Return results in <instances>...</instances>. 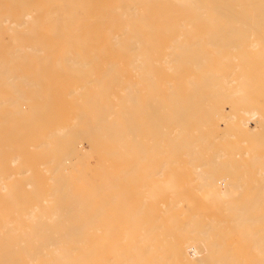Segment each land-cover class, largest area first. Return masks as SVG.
<instances>
[{
	"label": "bare ground",
	"instance_id": "obj_1",
	"mask_svg": "<svg viewBox=\"0 0 264 264\" xmlns=\"http://www.w3.org/2000/svg\"><path fill=\"white\" fill-rule=\"evenodd\" d=\"M4 1L1 0L0 1V5L2 3V5L4 6V3H6L5 4L6 5V8L3 7V6H1V8L7 9V7H8L9 10L8 11L6 10L7 12H9V11L12 12V10L17 11V9L15 8L16 6L15 7L12 6L15 2H13V4H12V2H10V4L7 5V3H9V2H7L8 0H6L5 2ZM10 1H12V0H10ZM15 1H16V3L17 2H19V3L22 2V0H20V1L15 0ZM42 1L43 0H41L40 4L42 3ZM44 1H43L42 4L45 6ZM50 1L52 2V0H47V3H49ZM55 1L56 0H54L53 2H55ZM61 1H63L64 3L66 2L65 4H67V5L69 4L68 2H71V0H67V1L66 0L65 1L64 0H61ZM61 1H60V3H62ZM81 1H83L84 3H87V4H85L87 6V8H88V6H90V5L93 4V2H91V4L89 3L90 0H88L89 2H86L85 0H81ZM99 1L102 3V8H101L102 11L100 13H98V14L96 13L97 15L94 14V15H96L95 16L96 18L93 17L92 19L93 20H96V21L98 19L100 21V22L98 21V24L99 25H102L105 22L112 21V13H109L108 8L110 6H112L114 3L111 2L110 0H108V1H110L111 3L110 2H106L107 0H99ZM103 1H105V3ZM163 1L164 0H158L159 3L160 2H163ZM36 2H38V0ZM53 2H52V5L55 4V3L53 4ZM76 2H77V0L76 1L74 0L73 4L76 3ZM166 2H168L169 4L162 6L164 9L161 7L162 8L161 11L162 10L164 11V12L162 11V13H161V14H163V15H161L162 16V19L159 18V15L157 16V18H155V17H153V15L146 14V13L154 10L153 7L151 6V0H131V1L130 0H126L125 2L124 1L118 2V5L120 7L119 9H123L124 10V12H122V16H123V21L124 22L121 24L122 27L120 28V31H119L120 33L118 35L117 34H114V33L111 34L112 38L115 41L113 40L114 43H111L110 44V49H109V53L112 52V54H113V52H118L116 54L114 53L113 55L110 54L112 60H113V58L115 56H116L115 58L117 60L111 61V59L108 57L110 59V61H109L108 64L107 63L106 64L109 65V67L106 70H102V73H101L102 76L96 75L97 76L96 77L92 73L91 76H93V75L94 76L93 77H90L89 79H88L89 76L87 77L86 80H84L86 77L85 78L84 77H80V79L83 78V80H81L79 82H78V80H76V82L79 83L78 84L79 86H77L76 84H75L76 86H72V84H74V83H71V85L69 84L70 86L67 84V82L71 78H73L72 76H71V78L68 77L69 80L67 79L68 80L67 82L66 81L63 82L62 80H61L62 82H56V80L54 81V80H52L50 78H47L46 79V77H47V75H46V77L44 79V82H41V80H40L41 78L39 77L40 75L39 76H34V75L31 76V74H35L34 72H32V73H29V72L28 73H26V72L23 73V72H20V71L18 72L17 70H19V69L15 68V67L14 68L17 69V70H13V69H11L9 67V66H11L12 63H14L13 62L14 61L13 58L20 57V53L23 54V53H26V52H29V53L32 52V54H33V52H34V55H36L35 52L41 51L44 48V44H50V40L47 43L45 41L46 39L44 40V38L46 36L51 35V34H48V35L46 34V30L49 29V28H47L48 27L47 26L48 25L47 22L49 21L48 18L50 19V18H52V16L54 18V15H56L55 16V19L52 18V19H50L49 22H52V21L58 22L57 19L58 18L60 19V17L62 16V14H61L62 13V10H61L60 7L61 6L63 7L64 4L59 6L60 9H58L57 7H55V9L57 8L58 10H55L54 7L51 6L49 8L50 9V11H49L50 13L46 9V11L49 14L48 13L47 14L45 13L46 14V17H45V20L44 21L46 22L45 23L46 25L44 24V26H46V29L44 27V29H45L44 32L45 33L43 34L44 38L42 39L44 41V42H42L43 48H41L42 46L39 47V45L37 43H35V42L32 43L31 41L30 42L32 44H28V43L25 44V43L19 42V41H21V39H20L21 37H17V38L15 37L18 34V33L16 34L17 31L15 32L16 35H14V38L12 36H9V35H12V31H11V33H9L8 36L11 39V41L7 38L8 39L7 42L10 41L9 43H11V44L12 43H15V46H10V44L7 43V42L5 43L6 38L3 41L5 43V44L3 43L5 45V47H7L6 45L9 44L6 49L4 47V50L10 51L12 53L11 56L13 58H11L8 61H6L7 58L3 59L4 61L1 60L2 58H0V85H6V86L10 87L11 89H13L11 91L13 94L12 93L10 94V92H9L8 93V96H9V94L11 95L9 97H6V95L4 96V95L1 94L0 96H2V97H0V106H1V104L3 106L7 101H9L6 104H8V106H9V104H11V108H12V106L13 107L14 106L15 107H19V103H20L19 100L20 99L21 100L22 99L23 100L26 99V98H24V95H26V94L23 92L24 91V90H22L23 88L20 89L18 87L19 84L25 85V86L27 85V87L28 86H30V87L33 86L34 87V86H39V85H40L39 87H41L42 86V83H43L46 87H48V89H50V87H52L53 85H55V87L57 85L58 86L61 85L62 87L69 86V87H66V88H70V87H72V88H70L66 92L70 96L71 93H74V92L76 93V92H78V90H82V88H85V89L88 88V90H89V87L90 86L93 89L96 88V87L99 88V89H105V87H109V86H107V83L110 82V84L111 83H113V84L116 83L115 84L116 87L114 88L115 91H117L116 88H119V87L122 88L123 87V89H121L123 91V94H120L119 93L118 95H113V96H115V97L112 98V99L115 98L113 102H105L104 99H103V97L108 96L110 94L112 96V93H110V92L106 95L105 94L106 93L105 92L106 90L104 91L105 93L102 92V91L97 93V92H90V91H87L86 90L84 92V95H83V96L86 97V99H85V97H83L84 98L83 100H81L80 99L81 96L78 97L79 95L76 93V98H78V100L80 99L82 102L80 100L77 101V99H76V101L77 102H80V104L81 103L82 104L85 103L83 105L84 108L85 109L87 108L86 109L87 111L90 110V111H88V116L90 115L89 117H91L92 114H94L92 116L93 117L92 118L93 120L90 118V120L92 122L90 121V122H88V124H86V121L87 120L84 122V120L86 118V117H84L83 118L84 119L83 120V124L82 125H81V123L79 124V120L78 119L79 118L82 119V114L83 113L81 114V111H80V114L77 113L76 109H79V110L81 109L82 110L83 109V108H81L82 105L79 108H76V107L71 108L70 107L72 109V111L70 109L69 112L70 111L72 112V116L71 117H72V119L73 118L75 119V121L73 120L75 122V124L68 125V126H64V127H60L56 131L51 132L50 134H48L46 136V138L43 137L45 139L43 141L42 140L39 141L40 143L37 142L39 146H42V148H45V150L41 149L42 152L44 151L43 153H45V154H46V152L47 153L48 152L52 153L51 156H46L45 155V157L43 156L44 158L41 157L42 159L48 158V160H50V162L48 160H45V161L43 160L45 163L46 162L51 163L53 161L52 166L51 165L49 166V167H51L50 170L48 169V172L49 171L51 172V177L49 176L50 174L49 175H46V176H49L50 177V178H48V177L47 178L49 180H51V183H52V184L50 183L51 184V188L47 189V192L45 191L46 190V188H45L43 191H45L46 194H44V193L43 194L46 197H44V198L40 197V199L42 198V200H44L45 203L46 204L48 203V204L45 205L46 207H44V205H43L42 207H44V208H42L41 206H39V205H41L40 202H39V205H36V203H35V204L31 205V207L27 206L29 209L23 208L25 210H23L22 212L19 213L18 211H21L20 210L21 204H22V206H24L26 201L25 200H23V201L18 200L19 197L17 198L18 195L16 196V194H15L16 192L15 191L14 192L11 191L10 195L9 194L8 195L6 194L7 196H9L8 200L11 199L12 205H13V206L12 205L11 206L14 207L12 209H14L15 210L14 212L15 213L17 212V214L16 215L14 214L15 216L13 218L11 217L12 219L10 220L9 219L10 213H12V215H13V211L11 210L12 212L10 211V213H9V210H8V213L9 214L7 213L6 210H5L6 212H4V209H7L5 207H8V205L3 208V212H4L3 215L1 214V211L2 210L0 208V214H1L0 217L3 216L2 218L4 220V221L0 222V264H245L246 262H248L247 264H264V226L261 227L259 225V223L261 224L262 223V220L264 219V213L260 209L264 205L263 204L264 196L263 195H261L263 197L260 196L263 199L261 201H259L260 198L256 197V196H258L257 195V192L258 191H259L258 192L259 195L262 194V193H264V190H263L264 189V187H263L264 185H262L263 183H262V181H260L261 179L258 180L259 178H262V177H259V175L257 176V174H260L261 172H263V173H261V175L264 174V169H263L264 168L263 167L264 165L262 166L264 160L262 162L260 160H258V162L256 161L257 163H255V160L256 159H259V158H257L258 155H259V157L260 156H262V157L264 156V154H263L264 149H260L262 147V146L260 147V145L263 143V141H261L262 143L258 142L261 139L264 140L263 139L264 138L263 137L264 136V133H263V131H261L263 134L261 132H259L260 130L257 131V129L255 127V126H258L259 125V124L258 125H255V124H257L256 122L257 121L258 122L261 121L262 118H260V119L257 120L258 117H256L254 120H252V122L256 121V122H254V125H255L254 127L255 128H253V129H255L256 132H258V136L260 135V133L263 135V136H261V138L260 137L258 138L256 135H253V134L256 133L253 130H251V132L253 131L252 135L254 137L252 135L250 137L247 136L248 130H247V132H245L246 129L248 128V126H247V128L245 127L246 124L248 125L250 123L247 120L250 119L251 117H248V119H247V117H245V116H244L245 118H243V114L240 115V116H242L243 119H245L247 122H249V123H247L244 120L242 121V119L240 120L241 124L242 125H245L244 126L246 128L245 130L243 129L244 127H242V125H240V127H239V123H237L238 120H237V122H236L235 125H236V130H237V127H239V129H240L238 134H240L242 132V130H243V132L241 134H244L245 133L244 134L245 137L243 135L241 136V134H240V138L241 137H244L245 139L248 138V141L249 142L248 141H246V142L247 143H250V146L249 145H245V143H244L245 141L242 142V140L244 138L243 139L241 138L242 140L240 139V141H241L240 147H242L243 149H245V147H243V146H249V147H246V148L247 149L251 148L248 151V152H250V150L253 149V146L256 144V142L259 143L258 144L259 145L258 146L259 148L257 147V149H256V147H254V149L259 150L258 151L259 153L257 152L258 155L255 152V150H252L255 153H251L252 151L250 152L251 154H253V155L256 154L255 156H257L254 159V162L252 161L251 164L254 163L253 164V167L256 164L255 169H258V170L260 169L259 166H261L262 169H263V171H261V169H260L259 171H261V172L257 173V172H255V170H253L254 173H255L253 175V173H252L253 171L251 170L252 167L250 168V165H249L248 162L247 163L246 162H243L242 164L245 163V166L246 167H247V165H249V169L251 171H249V169L246 170L244 168L245 166H243L241 164V161L240 160L243 159V160L246 161V158L247 157L245 158V156H246V153H247V151H246L247 149H245L246 153L243 151L245 155L242 156L243 158L239 160V158H241L240 155L241 154L243 155V152H242L243 149L242 148H241L240 155L239 156L236 155V154H239V152L237 153V151L240 150V148H238V146L236 147V145H235V144H237L236 142L239 141L238 140L239 139L238 138L239 136L237 137L238 139L237 138H234V140H238V141H235V143H234V141H232L230 139V141H232L231 143H234V145H235L234 146V149L236 148L235 149L236 150V154H234L235 153V150H234V153L233 154L235 156H233L232 158L234 159V157H236V159H238L239 162H240L239 166L243 167V169L238 166V164H237L238 160H236V164L238 166V169H234L235 172L234 171H231V170H233V168H235V167L237 168V166L234 165V167H233V165L229 164L230 163L229 162V159H225V161L222 160V163L220 162V160L221 159H224V157H229L230 154H227V156H226V153L227 152H229V153L231 152L232 153V151H230V149L232 150V147H233L232 145H229L228 147H230V146H232V147L231 148H227L226 145L230 144V143H227L226 144L227 139L225 140V144L223 143V145H222V143L220 142V139L222 140V138H223L222 135L225 136L224 133H226V134L228 133V132H226V131H229L228 128H230V131H233L231 129H232L233 126L235 127V125L230 126L228 123H226V124L223 123L225 126L224 127H220V120L222 118H224V116H222L223 110L220 111V107L221 108H224L225 107L221 103L222 102L223 103L225 102L224 105H227V103H228V106H229V100H231V98H229V97L234 96V95H239V98L238 99H240L242 102H244V100H247L248 99V98L246 99V97L248 96V93L250 94L249 95L250 98L252 97L251 93H253L254 89L256 88V86H255L256 83H258L260 85V87L264 86V84H262V83H264V79H262L264 73L258 72L256 76H249V74H252L250 72L252 70V67H250L247 64H245L246 62H248V60L250 59V57L253 54L259 60H261V61L264 60V38H263L264 36H262L261 39H256V40L255 39L254 40L252 39V41H248V40H250L253 37L252 36L253 34L261 33L262 35H264V28H263L264 27V0H232V4H231V2H229V4H231L230 7L232 9V12L233 13L235 12L234 17H230L229 15H226L227 14L226 11L223 10L224 8L226 9V7H224V6L220 5V4H217V3L214 4L213 3V0H167ZM31 3L32 2H30L29 5ZM79 3H80V0H79ZM88 3L90 5H88ZM173 3L175 5H171ZM40 4H38L39 7L42 5V4L41 5ZM71 4H72V2H71ZM73 4H72V7L70 5H68V6H70L68 11H71L70 8H73L75 10L77 4H74L75 5V8H74ZM10 5L12 7H14V9L12 8V10H11ZM14 5H17L18 7H20L18 5V3L17 4H14ZM22 5H25V4H22ZM22 5H21V8H22ZM58 5L59 4H55L54 6H58ZM25 6H23V9H25V12H26V11H28V10H26L28 8H24ZM211 6H213V7H211ZM39 7L36 8V9H40ZM43 7H42V10H44V12H45L46 6L44 8ZM52 7H53V9H52V12H51V8ZM5 9L3 10L4 12H6ZM59 10H61V11H59ZM192 11H194V12H196L198 14V16L195 17V19H193L192 16H191V14H190V12H192ZM19 12H21V11H19ZM29 12L31 13V16L27 13L28 20L26 19V16L27 15H24L25 16L24 17L22 15V12L20 14L21 16L18 15L19 18L20 17L22 18V16H23V18L25 20H27L26 23H28V24L32 22V20H33L32 18H34L33 15H37V14H32L33 12H31V11H29ZM56 12L58 14H59V12H61L60 13L61 15H58ZM76 12H74L75 14L72 12L74 14V17H73V14L71 16L69 15L70 17L68 16V18H72V19H68L67 18V15H66V19H68L67 20V23H71L69 27L74 26V25H72V22L73 21L72 22H68L69 20L70 21L71 20H74V22L76 23V22H79V19L80 18L83 19V16H82L83 14L82 15H79V17L81 16L80 18L77 15V18H76L75 17ZM0 13H1L0 15H2L3 12L1 11ZM12 13H7V14L8 15L10 14L9 17L10 16L12 17V15H11ZM18 13L15 12V15L18 14ZM35 13H38V12H35ZM40 13H41V11H40ZM24 14H26V13H24ZM51 14H53V15H51ZM3 16L6 18L7 23L11 22L10 18H9V21H8V17L5 16V15H3ZM57 16H58V18H57ZM178 16L181 17L180 18V20H181L180 25L181 26L185 25L184 24L185 21H187L188 23L190 22L191 25H192V21L193 20H196V23L197 22L199 23L200 22V19H205L206 20V25H207V22L210 23V20L211 21H217V22H221L223 20H226L227 23H225V24H227V26L225 28H224V26H222L223 27V31L222 32H219L218 31V32H219V34H222V35H224V32H225L226 33V39H228L227 40L228 42L226 43L225 47H223V46L221 47L220 44H218V42H219L218 40H213L214 36H216L217 33L212 34L211 32H208V34H207V37L208 38H200V37L197 38L198 36H196V35H195L196 38H193L192 35H189L193 31H189L188 32L186 30H183V32H182V31H180L181 29L180 30H177L178 28H176L177 27V25H176L177 23L176 22L179 23V21H176V20L178 19ZM29 17L31 18V20H30ZM38 17L40 18V16H38ZM16 18H17V15H16V17L14 16V19H16ZM39 18H37V19L39 20ZM42 18H44V17L42 16ZM46 18H47V21H46ZM146 18H149L150 20H154L156 24L155 23L148 24L149 21L146 20ZM34 19L37 21V23H39V21L36 18H34ZM82 19H81V21H83ZM35 20L33 22V25H34L33 28H35V29L37 28V30H38V29H40V26H39V24H37L35 22ZM76 20H78V21H76ZM21 21H24V20H21ZM44 21H43V23H44ZM81 21L79 22V24H81ZM159 21L162 22V24ZM0 22H3V21H0ZM16 22L18 23V25H19L18 27L19 28H21V26L24 25V24H21L20 23V19H19V22H18V20H15L14 21V26H17L16 25ZM158 22H159V24H158ZM4 23H5L4 25L7 24L5 22V20H4ZM12 23H13V20H12ZM40 23H41V21H40ZM43 23L40 24L42 26V28H43V25H42ZM50 25H49V27H51L52 34H57L58 32H55V31H57L59 29V28H57L58 26H56V28H57V29L55 28L56 30L55 29L53 30L52 29L53 24L50 23ZM163 25H164V27L162 28L161 26H163ZM174 25H175V28H174ZM180 25H179V27H180ZM10 26L8 25L9 29H10ZM78 26H76V27H78ZM2 27L5 28L4 26H2ZM61 27L64 28V26H60V28ZM191 27H193V26H191ZM3 28H0V30L3 29ZM13 28L15 30L18 29L17 27L16 28L13 27ZM13 28H11V29H13ZM33 28L31 27V29H33ZM161 28H162L163 31L161 30ZM21 29H20V32H21ZM28 29H30V28H28ZM35 29L32 30L33 31V34H34V32H36ZM65 29H66V27H65ZM174 29H176V30H174ZM6 30L8 31V29H6ZM25 30H26V28H25ZM64 30H63V32H64ZM72 30H74L75 31L74 33L77 35L78 32L76 33V31L78 30V28H76V30L73 28ZM69 31H70V29H69ZM95 31H97V30H95ZM164 31H165V33L169 34L168 37L170 36V34H173L174 31L175 32H178L179 31V32L176 33L177 35L176 34H173L175 37L173 36V37L167 39L166 38L167 37V34H165ZM184 31H186V32H184ZM28 32H26L25 34H32L31 32L30 33H28ZM89 32H90V34L93 37L95 32L94 33L93 32L91 33V31H89ZM22 33L24 34V32H22ZM47 33H50V32H47ZM71 33L69 34V36L71 35ZM74 33H72V34L74 35ZM161 33H164V34H161ZM186 33H189L188 34L189 36ZM65 34H66V31H65ZM90 34H88L89 38L91 37ZM160 34L163 35L164 37L166 35L165 38L167 40L166 41L167 43L166 42H164V44L161 43L162 42V40H161L162 39V36L160 37ZM182 34L187 35L188 36V39H186L185 37L181 38L180 35H182ZM61 35H63V33H61ZM61 35L59 36L60 38H62ZM97 35L99 37H96ZM125 35H128L129 36V39L128 40L125 38ZM247 35L248 36L250 35V37H251L250 39L247 37L248 40H246V36ZM1 36H4L5 37L4 34L1 35ZM53 36H56V35H53ZM53 36L51 38H53ZM102 36L103 35H100V34L96 33V35L94 36V38L96 37V39L94 41H92V42L97 43L98 40L100 38H102ZM234 36H236V38ZM4 37H3V39H4ZM72 37L73 36H70L68 38L71 39ZM60 38H59V41H61ZM77 38L78 37H76V39H75V37H73L74 40H77ZM218 38H219L220 41H222L223 39H225V37H223V36L222 37H218ZM1 39L2 38L0 37V40ZM54 39L56 40V37H54ZM47 40H48V38H47ZM57 40H56V43L59 42ZM88 40H90V39H88ZM78 41H79V44L78 45H80V47L78 48L76 46L77 48H75V49H76L77 52L74 50V52L77 53V54H75L76 56H73L72 55V57H71V60H72V62L74 64H78L79 63V61L74 60L75 57L77 58V56H79V57L81 56L83 58V56H82L83 54L81 55V53L85 51L81 47L80 40H78ZM69 42H66L65 43V47L68 46V45H70L68 47L72 49V47L74 45L73 42H75V41H73V42L71 41L70 43ZM67 43H69V44H67ZM75 43L77 44V41ZM151 43H153V44L151 45ZM52 44H54V40L53 39L51 41V47H50L51 48V51L52 50H55V49H56V51H58L57 49L59 47L61 48L60 43H57L58 45H60V46L57 45L58 47L57 46H53ZM71 44H73V45H71ZM154 44H156L158 46V49H156L157 51H160L161 50V52L164 51V53H165L164 56L161 59H159V60H157V59L156 60H150L149 59V58L152 57L151 56L152 55L151 53L154 50V47H152V46ZM54 45H56V44H54ZM62 45H64V44H62ZM212 45H215L216 46L215 48H213L214 51H215L214 53H216V52L218 53L221 50H224V51H227V52L230 51V53H231V55H228V54L227 55H224L225 54V52H224L221 55V57L219 56L220 57V60H221L220 63H219V68H218L219 70H217L215 73H212V70L209 68L211 65H207L209 63V61L207 59V56L201 54L203 52V48H205L206 46L207 47L208 46L210 47ZM46 46L47 45H45V47ZM2 47L0 48V50H2ZM62 48H63V46H62ZM69 48L67 49V52H66V50H63L64 51L63 52L64 54H63V56H61V58H63L65 56L64 58H67L66 60L68 62L70 60L69 55L71 56V54H69L68 51L70 50V53H73L74 54V52H71L72 50L69 49ZM73 49H74V47H73ZM253 49L254 50L256 49L255 50L256 52H252ZM231 50L232 51L235 50L236 53L235 54H232V51ZM51 51H50V53H51ZM56 51H55V53H56ZM92 51H93V53H96L94 50H92ZM78 52H79V54H78ZM133 52H134L135 55L132 54ZM121 53L123 54L122 55L123 57H126L127 53H129V54L131 53L132 54V56H130L131 58H130L129 62H127V63L129 65L132 64L130 66H133L134 65L135 68L138 69L137 72H136V74H137V77H139V80L134 81L136 79L135 73H134L136 71V69L134 70L133 68H131L130 66H128L124 62L125 58H122V57H119L118 56V55L121 56ZM52 54H54V52ZM85 54H84V58L86 56ZM87 54H89V53H87ZM40 55H42V54H40ZM45 55H47V53ZM45 55H43V56L45 57ZM49 55H51V54H49ZM56 55H58V53ZM211 55H214V54L211 53ZM26 56L28 57V59H27ZM26 56L25 57H26L27 61L29 59H31V58H29V54L26 55ZM43 56L40 57L41 60H42V57ZM88 56H90V55H88ZM117 56L119 57V59L117 58ZM44 57H43V59H47L48 58L49 59V60L47 59L48 61H52V60H50L51 59L50 56H48L47 58H44ZM96 57H97V55L95 56V59H93V57H92V59L90 61H87V60H89L88 58L85 59L87 61V62H85V64L87 63L89 65V62L91 63V62H93V60H96L98 58V57L97 58ZM127 57L129 58V56H127ZM217 57H218V55L216 56V58ZM23 58H24V56H23ZM59 58H60V53H59L57 59L54 60V61H56V63H57V61L60 60ZM64 58L61 59L63 61V63H64ZM68 58H69V60H68ZM32 59L34 60L35 58H32ZM77 59H79V58H77ZM118 60L120 62H122V63L119 64ZM229 60H232V61L235 60L236 62L238 61V64L237 63L230 62ZM242 60H243V62H242ZM21 61L23 62L24 60H21ZM21 61H20V63H21ZM35 61H37V59ZM54 61H53V63H55ZM116 61H117V63L119 65H121V67L119 65H117V69H114L113 66H115ZM43 62H46V61L45 60H42L40 63H43ZM68 62H65L67 66H68V64H67ZM72 62L70 61V63H72ZM224 62H226V63H224ZM20 63H18V65H22ZM24 63H25V61H24ZM53 63H51V65ZM56 63H55V66H54L55 69H57L59 67H62V66L59 65L56 68ZM81 63H80L81 64L80 66H82V65L84 66L85 65L84 64V61H81ZM241 63H243V64H241ZM37 64H38L37 65L38 68H40L39 67L40 66L39 63H37ZM100 64H98L97 66L99 67ZM106 64H104L105 67L107 66ZM125 64L128 67H130L131 69H133L134 72L133 71L130 72L131 71V70L129 71L130 68L128 69L127 67H125ZM159 64H161L160 67L162 66L163 69H161L159 67ZM26 65H28V63ZM32 65H30V66H32ZM192 65L195 66L196 69H201L203 67V68H206L208 71H203L199 76H197L196 78H194L192 76V73L189 70V68H191ZM64 66H65V64H64ZM71 66H72V64H70V67ZM76 66H78V65H75V67ZM70 67H66L65 69L67 70ZM85 67H84V69H85ZM95 67H96V65H95ZM122 67L127 68V70L130 73L129 72H128L129 74L126 73L127 70L122 69ZM71 68L74 71V69H75L74 66H72ZM118 68H120V69H118ZM228 68L232 70V74L231 75H233V73H234V77H235V74L237 73L235 71L239 70L238 71L239 74L238 73H237L238 75L236 74V76H237L236 77L237 83H236V79L234 77H233L232 81L231 80H228V78L231 77V75L226 76L225 78L223 77V79H222V76L219 75L220 71L227 70ZM65 69H64V71H65ZM78 69H75V70H77L76 72L79 71ZM100 69H99V72H97V70H94V73H95V71H96V74L100 73L101 72ZM48 70L51 71L52 69H48ZM68 70L71 72L70 69H68ZM68 70H67V72H68ZM117 70H120V72L117 71ZM123 70H125L124 75H122ZM38 71L41 72V70H38ZM43 71H44V69H43ZM58 71L57 72L54 71V72L58 74ZM52 72L53 71H51V73ZM51 73H49V74H51ZM59 73H60V71H59ZM120 73H121V75H120ZM131 73L132 74L134 73V74L132 75ZM196 73L198 74L199 72L196 71ZM27 74L30 75V76H27ZM84 74L90 75L89 72H86ZM126 74H128V75L131 74L132 77L134 76L135 77L134 80L131 78L134 82L131 81V80L129 82L128 81L129 80L128 78L131 77V76L128 77V76H126ZM21 75H26V76H21ZM61 75H62V73H61ZM63 75H66L65 72L63 73ZM124 76H126L125 79L127 78L126 80L128 81V83L123 78ZM52 78L54 79V77H52ZM76 78H73V79H76ZM233 80H235V83H234V87L232 88V85L230 83L233 84V82H234ZM94 83H96V84L94 85ZM113 84H112V86H114ZM258 84H256V85H258ZM230 85H231V88L232 89L230 88ZM62 87H60V88H62ZM53 88H54V86H53ZM60 88H59V90H60ZM249 88L252 89V91H249L248 92V89ZM262 88L261 89L260 88L256 89V91L253 93V94H255V96L253 95L255 97V99H257L260 95L263 96V97L262 96H260V97L264 98V95H263L264 94L263 93L264 92V88L263 89ZM228 89H230L229 92H228ZM121 90H120V92H121ZM139 90L141 91V93L139 92ZM224 90H225V92H224ZM246 90H247V92H246ZM95 91H96V89H95ZM142 91L144 92V95H142V93H143ZM256 92H258V96H256ZM48 93H47V95L49 96L50 93L49 94ZM86 93H88V94H86ZM37 94H39V93H37ZM58 94H59V92H58ZM31 95H33V96L32 97H27V98H30V99L33 98V99L36 100V98L34 97L35 95L33 93ZM39 95H37L38 98H39ZM50 95H52V94H50ZM56 95L57 94H55V96ZM87 95H90V96L93 95L90 101H89V97L90 96H87ZM140 95H141V97H139ZM43 96L45 97L44 94H43ZM111 96H109V97H111ZM142 96H145V99H143V101L142 100L140 101L139 98L141 99ZM218 96H221L222 97L221 98L222 100L219 99L218 101H216V98H218ZM52 97H53V95H52ZM52 97H47L46 99H49V98H52ZM71 97H72V94H71ZM71 97H67L68 100ZM254 97H252V99H254ZM65 98L66 97H64V99ZM73 98H75V96ZM234 98H235L236 101L238 100L237 97H234ZM234 98H232L233 101L232 100L230 101V107H231V104L232 105L233 104L234 105L237 104V102L234 103ZM112 99H109V100L111 101ZM225 99H226L227 103H226ZM25 101H27V99ZM49 101L50 100H47L48 104H47V102L45 104H47L48 108L51 110V108L49 107ZM58 101H55V102L57 103ZM241 101H238V103L241 102ZM248 101H251V100L248 99ZM64 102H63V105H64ZM66 102H67V100H66ZM245 102H246L245 103V106H247V107L250 106L251 104H253L252 102L251 103L249 102L250 105H246L247 104V101H245ZM6 104L4 106H6ZM239 104L243 108V105H241V103H239ZM22 106H23V104H22ZM43 106L45 107V109L47 108L46 105H43ZM252 106H254V107H252ZM252 106H251L252 108L249 107L250 109H248V108L246 109L245 108L244 111L243 110L241 111L242 108H240V111H241L240 113L245 112L247 115H249V114H250V116L252 115L253 118L256 115L259 116V115L262 114L260 112V110H259V114H258V109L259 108L257 106H255L254 104ZM15 107H14V109H15ZM36 107H35V109L37 110L38 108H36ZM233 107H234V109H235V107H236V109H239L238 106H232V113L234 112L233 111L234 110ZM22 108H17L16 109L17 111H21V112H17L16 110H14V111H16L14 113H16V114L18 113L20 115H21V113L23 114V112L25 111L24 110L25 108L24 109H22ZM33 109H34V107H33ZM45 109L44 108L43 109H38L37 111H34L33 110L34 111L33 113L36 112L34 114V116L37 113H38L37 114V116H38L39 115V112L41 110L43 111ZM73 109H75V110H73ZM236 109H235V111H236ZM0 110H2V108ZM228 110L229 109H227V111ZM46 111H47V109H46ZM65 111H66V109H65ZM227 111H225V114H227ZM27 112H28V110H27ZM27 112H25V113H27ZM45 112H43V113H45ZM83 112L85 113V111H83ZM89 112H92V114H89ZM237 112H239V110H237ZM3 113L5 114V112H2L1 111L0 115L2 116ZM6 114L9 115L8 113H6ZM6 114H5V116H6ZM40 114H42V113L40 112ZM65 114H67V112ZM74 114H75V116H76V114H79V115L76 116V117H73ZM52 115L54 116V114H52ZM58 115L62 116L61 115V112ZM141 115L143 116V121L146 120L145 117L147 118V121L143 122L142 119L140 118ZM227 115H229V113ZM227 115H225V117ZM53 116H52V118H54ZM235 116H237V113H236ZM240 116L238 115V117H240ZM215 117H218V118L220 117L219 120H218L219 125L217 126V127H219V128H217L218 130L215 128L216 126L213 127L214 126V123L212 125V122L214 121ZM259 117H261V116H259ZM35 118H36V116H35ZM38 118H40V117H37L36 120H39ZM67 118H68V116H67ZM234 118L235 117H233V115H232L231 121ZM136 119L137 120L138 119H141V120L136 121ZM236 119H238V118H236ZM22 120H25V119H22ZM40 120H42V119H40ZM262 120H264V119H262ZM27 121H28V119H27ZM109 121H112V123L109 124ZM3 122L5 123V120H4V118H3V120L1 118L0 119V123L2 124ZM139 122H141V124H139ZM209 122L212 125V126L211 125H209V126L212 127V128H215V129L212 130V128H210V129L208 128L209 130L206 132L205 130H207V129H205V127L207 128V125L209 124ZM221 122H223V119L221 120ZM104 123H107V124H104ZM142 123H143V125H142ZM147 123L149 124V130H150V134H151L150 135V141H151V143H149V146H151V147L147 146L148 143H147V145L144 143L145 141H144L143 137L141 138L142 133L145 132L144 130L145 129L147 130L146 126H145V129L143 130V128H144L143 126L145 124H147ZM215 123H217V121H215ZM233 123H231V124H233ZM84 124H85V126H83ZM226 125H227V127H226ZM141 127H142V129H141ZM14 128L17 129L16 126H14ZM51 128H53V127H51ZM220 128H225L224 133H223L222 130L219 131ZM261 128H262V130H264V127H260L259 129H261ZM13 131H14V129L12 130V132H10V130H9V133L10 134L9 133L8 134L11 135L13 133ZM71 131H72V133H71ZM89 131H92V132H101V134H103V135H100L99 136L100 138H101V136H104L102 138L114 139L116 141V143L119 144V145H115V146H110V147L114 148V150H113L114 152H112L113 154H111V155H114V156H111V157H113V159L116 161V163L120 159L122 160L123 157H119V156H121V154L123 156V155H125L124 153H127V152L129 153L131 150H137L139 153H141V151H146L148 149L147 147H149L151 150L153 149L155 151V152L153 151V153H156V152L159 153L160 151L162 152V155H163V153H165V155L168 153V157L169 156L171 157V155H174L175 154L176 155V157H175L176 163L178 162V164H179V161H180V163H181V160L183 161L182 162L183 164L181 163L182 164L181 166L176 165V167L178 166V168H177L178 171L176 170L177 173L179 172V167H181V169H182L181 172L182 173H183V170L184 169H185V171H188V169L190 168V166L192 167V169L195 168V169L192 170L193 172L191 171L193 174L191 172L190 173L192 174V176H195L196 175V179L198 181H196V183L193 184L190 180H193L194 178L191 176L193 179L190 178L189 181L194 186H192V188H190V189H194L196 187L195 184H197V182H198V185H199V186L197 185L198 187L202 186V187H205V188H209V187L212 188V190H210L212 192L211 193V196L213 198L215 197L214 198L215 200L211 196H210V198H212L213 200L210 199V201L208 200V198H206V199L203 200V198H205V197H202L203 203L206 200H207L206 202H209V203H211V200L213 201L212 202L213 203L212 206L211 205H205V207L202 208L203 210L205 208L204 211H206V208H208V206H210L209 208L212 209V212L211 211L209 212L208 209H207L206 212H209L211 214H214V213L218 212V211H216V212L213 211L214 208H215L214 203L216 204V201H217V205H218V202H219V205L218 206L221 205L224 208V203H222V200L224 199V197H228L227 195H229L230 197H232L233 194H234L233 192H231L227 188L229 185H231L229 187L233 191V188L236 186V185L235 186L233 185L235 182L234 183L233 182H229L230 179L227 178V174H226L227 168H226V166L228 164L231 166V167H229V165H228V168H229L228 169V172L230 174H231V172L232 173H236L235 180H233L234 179L233 178L234 176L232 175V178H233L232 180L233 181H236L238 183L240 181V183H241L243 180H245L243 178V180L240 179L239 181H237L240 178V176H241V175L240 176L237 175V172H238V170L242 169L241 172H243L245 170L244 171V175H242V176H244L245 178H248L249 179L247 182H250V181L253 180V182H251V186H249V184H248V187H252V185H255V183L257 182V184L255 186H257L258 184H260L261 185V188L262 187L263 188L261 189L259 187V185L257 187H254L253 186V188H252V189L258 188L257 191H255V190L254 191L253 190L250 191L251 188H249L250 189L249 191L252 192V194H253V192H256V196H253V195L251 196V193L248 191L249 192L248 194H250L251 197H249V198L246 197V198H248L247 201H245V200L243 201V200L240 199L241 200L240 202H243V204L240 203V204L237 205L236 202L239 201V200L234 201V200L230 199V200H228L229 201L228 202V201H225V199H224V202L225 203L228 202L227 203V206L228 205L229 206L231 205V208L229 206L227 207L225 205L227 208L230 209L229 210L230 213L232 211H234L231 214V216L230 215H224V217L225 216H228L227 219H223L224 217H223V212H222L226 207L224 209H222V207L220 206L219 212L222 215L219 214V217H221V218H219V217L216 218L218 216L217 214L219 212L216 213V215H217L216 217L214 216L215 215L214 214L213 215L214 218H212V219H211V214H209L210 215L209 216V219H211V220H209L206 217L209 220L208 221L207 219H205L207 222H205L204 218L202 219L203 215L205 216V214L202 212L203 210L200 211L201 214H199L198 210L201 209V206H199L198 204H195V205L197 206V213L200 216V218H199V216L197 215V217L199 218V220L195 216L196 213H195L194 217H191L192 218L191 219L190 216L192 214H190V216H189V215H187V213H189V212H187L185 210L186 213L184 214L183 213L184 211L182 210L183 211L182 213L184 214V216L187 219V221L185 223L183 222L184 224L182 226H180L178 224L179 226L176 227L177 230L176 229H173V227L168 224V226L172 227V229L171 228H166L167 227L166 226L164 229L167 230V232L165 231L167 234H164L163 231H160L159 232V231H157V229L160 230V227H162V229H163V227L166 224L163 226V223H161L160 224L161 226H160L158 223L160 222L161 218L159 220V218L157 219L156 217L158 215H160V214H161L160 217H162V214H164V213L167 214V218L169 217V214H168L167 210L169 209L170 205L167 206L166 204H168L169 202L167 203V202H165V200L166 199H172L177 193L174 194L173 196L172 195H169V197L171 196L172 198H168V196L167 197H165V196L168 195L167 194V190L168 189H171L172 188L173 190L171 189V190H168V191H172L174 193L175 188L173 186L179 185L178 184L179 182L178 183L177 182L175 183V181H176L175 178L172 179V176H176V174H177V173H175L176 171H173V167L170 170V167H167L166 166L167 169L170 170V172L172 171L174 173L171 172L172 175L170 173H168V172L165 173L167 175H169V174L170 175L167 178V180H166V178H164V179L162 178V180H166L168 182H172L173 181L175 183V185H174L173 182H172L173 184L172 183H169L170 184V185L168 184L169 187L167 186V184H165L166 185L165 189H164V185L162 184L163 185V189H164V191L163 190L162 191L164 193L161 192V194L162 193L163 194L160 195V196L165 195L163 197V198H165V200H163V198H162L161 201L163 203V206H165V205L167 206V208L164 207L165 209H167V210H165L166 212L163 211V213H159L158 215H157V213H155L157 215V216L155 215L156 217L154 216V213H153L152 215L155 218H153L151 221L149 220V222H147L146 221V218L147 217H150V216L147 215L145 217V213H146L145 210L143 211L142 209L141 210L139 209L141 211V214L142 215L144 214L143 216L145 217L144 220L146 222L143 220L144 217L141 218L142 215L140 214V211L137 210L139 212L138 215L139 214L141 215V216L138 217V220H140V221H138L136 219L139 223L136 222V220L135 221L133 220L131 222L130 221L121 222V223H118V224H116L115 222L113 223V222L105 221V224L107 225V227L106 228H103V229H100V227L97 228L96 222L98 220H101V221L103 220V217L105 216V212H106L107 207L109 208L111 206L112 208L110 207L109 210L112 209L113 212L117 211L118 209H121L123 211L125 210L127 212V210L129 209L130 206L128 205L129 207H126L127 200H125V199L123 200V199H120L118 197H113L112 196V198H109V200L104 201V202L102 201L103 204L101 203L102 204L101 207H100V203L98 204L99 207H100V210L99 209H96V208H94L96 205L93 206V204H91V202L93 201L94 198H98V197L93 196V194L94 195H96V194L98 195V193H96V189L95 190L93 189L94 191L92 193V189H89L88 188L87 181H85L86 177H82V179L85 178L83 180L77 179V180H79V182L82 181V184H80V185H76V184L73 183V179L72 178H74V177H73V175L72 176L70 175V171L71 172H73V171L75 172V170H77V174L79 173V171H80V174H81V171H83L82 170V167L83 166H81V165H75L76 164L75 163V160L74 161L73 160L71 161V159L72 158L74 159V158L80 156L79 154L77 155V153H80L79 151L85 150L84 147L81 144V141L83 140V138H81V137H84L87 134H89V136L91 138H94L95 137V136L93 137V134H90ZM110 131H113L114 133H111ZM137 131H139L140 133L137 132ZM141 131H142V133H141ZM209 131H210V133H209ZM216 131L217 132L219 131V133L222 132V135L220 133V135L222 136V138H220L221 137L220 135H219L220 137L214 138V136L217 137L218 134H219V133L217 134ZM235 131H234V135L237 132V131L236 132ZM17 132H18V130H17ZM214 132L217 135L211 134V133H214ZM230 133L231 132H229L228 134H230ZM248 133L251 134L250 131ZM145 134H146V132H145ZM209 134L211 136L214 135L212 138H214L215 140L219 139V140L216 141L217 142L216 144L214 143L215 142L214 139L211 141V138H208V140H207V136L211 137ZM228 134L226 135V138L228 137ZM231 134L229 136H231ZM234 135H232V136H234ZM1 136H3V135H1ZM4 136L1 137V138H4ZM16 136L18 137V135H16ZM9 137H11V136H9ZM17 137H15V138L17 139ZM251 137H253L255 139H258V140L253 141L255 144L254 143L252 144L251 141L254 140V139H252ZM7 138H8V136H7ZM91 138H88L89 139L88 142L90 141ZM147 138L149 139V137H147ZM147 138H145V140ZM230 138H233V137H230ZM249 138H251L252 140L250 141ZM86 139H87V137H86ZM141 139H143V140H141ZM2 140H1V143L2 144L3 143H6V142H2ZM79 140H81V141H79ZM3 141H5V139ZM6 141H8V140L6 139ZM10 142H12V140H10ZM10 142H9V145H10ZM15 142H17V140ZM208 142H209V145H211V146H213L212 144H214L215 145L214 148H217L216 145H218V150H220V153H221V150H223V151H224V149H227V150L229 149V150L228 151L225 150L226 153H224L222 151L223 152L222 154H220V153H218L216 151V153L214 155V152L215 151L214 152L212 151V149L214 150V148L211 149V147H210L209 150H210L211 153H213L214 157L213 158H210V157L209 158H206L205 156L207 155V153H205L204 150H208L207 149L209 147ZM211 142H213V143H211ZM222 142H223V140H222ZM12 144L13 143H11V146H9V149H11L10 147L13 148V147L17 146V145L14 146V144L13 145ZM86 144H87V142H86ZM219 144L221 145V147H219ZM238 144H239V142H238ZM242 144H243V146H242ZM18 145L20 146V143ZM0 146L2 148V145L1 144H0ZM39 146H38V148H40ZM223 146L224 147L226 146V148H224ZM21 147L22 146H20L19 149H21ZM38 148L35 145V149L38 150ZM2 149L5 151L4 145H3V148ZM2 149L0 150V152H1L0 155L1 156L6 153V151L5 152L3 151L4 152L3 153L2 152ZM32 149H33V147H32ZM108 149H109V147L107 148V150ZM18 150H16V151H18ZM39 151H40V149H39ZM260 151L262 152L263 155L261 154ZM10 152H11V150H10ZM149 152H150V150H149ZM169 152H171L172 154L169 155ZM12 153L15 154V152H13V151L11 152V154ZM27 153L28 152H26L25 155L23 154V156L22 157L20 156V157L22 159L24 158V156H25V158H27L26 157L28 155ZM35 153H37V152H35ZM50 153H48V155ZM133 153H135V152H133ZM139 153H137L138 155L135 154L134 155L135 157L133 155H132L133 157L130 155L131 156V159H130L131 162L133 161L132 159L137 160L141 156V155L139 156ZM158 153H157V155L154 154V155H156L155 157H157L158 155L161 156V153L160 154H158ZM204 153H205V156H203ZM18 154H16V155H18ZM115 154H117V155L120 154V155L119 156H117V155L115 156ZM131 154H132V151H131ZM143 154H144V157L143 158H146V156L148 157V155L149 156L152 155V154L150 155V153H148V151H147V154L148 155L146 154V152L142 153V155ZM5 155H7V153ZM33 155H39V154H34L33 153ZM83 155H84V153H83ZM13 156L11 155V157H13ZM137 156H139V157H137ZM160 156H158L159 159L162 158ZM182 156H186L187 159H188V160L186 159V161L189 162V168L187 167V169H186V165H188V164L185 161V157H183L184 160L181 159ZM208 156H210V155H208ZM220 156H222L223 158L220 159ZM247 156H249L248 153H247ZM251 156L248 157V158L250 159ZM255 156H253V157H255ZM2 157H4V156H2ZM17 157L20 158L19 156H17ZM49 157L51 159H49ZM87 157L85 156V159H88ZM117 157L120 158V159H118ZM128 157H127L126 161L128 160ZM152 157H154V156L152 155ZM163 157H164V155H163ZM4 158H1V160H4ZM18 158L13 157V158H11V160L18 162V160H19ZM36 158H35V160L40 161V159H38L39 157L36 156ZM143 158H142L141 161H143L145 163L147 161V159L146 160L144 159L145 160L144 161ZM166 158L167 157L162 158V161H164ZM232 158H231V160H232ZM16 159H18V160H16ZM78 159H79V157H78ZM263 159H264V157H263ZM6 160H7V158H6ZM9 160L10 159H8V161ZM24 160L25 159H23V161ZM35 160H34V162H33V160H32V162L28 161L29 163L25 161V164L26 165L24 164L23 166H26V168H27V166L31 165L28 168H32L34 166V165L32 166V164H34V163L39 165V162H37ZM130 160H129V163H131ZM170 160L171 159H169L167 161H170ZM226 160H228V161H226ZM76 161L82 163L79 160H76ZM82 161H84V159ZM152 161H155V162L157 161V163H158V159L157 158H156V160H154V158H153ZM162 161H159L158 164L159 165L161 164L160 166H163V167H165L164 165L167 164V163H169V164H167L168 166L169 165H172L174 163L173 161H172V163L171 162H167L166 163L165 161H164V163H162ZM249 161L251 162V160H249ZM44 162L42 163V161H41L40 162V165L41 164H45ZM88 162H90L89 159H88ZM143 162H140V163L143 164ZM184 162L186 163V165L184 166V168H182L183 165H184ZM196 162H198V163H196ZM225 162H227V165L224 164ZM259 162H261V165H260ZM68 163H72L73 164V166L70 165L71 166V169L72 168L73 169L75 168L74 170L72 169L73 171L70 169L69 172H68V170H67L68 169L67 168ZM132 163H134V162H132ZM231 163H233V161ZM14 164H16V163L13 162V166H14ZM126 164L127 165H131V164H128V162ZM136 164H138V160H137V163L135 161L134 165H136ZM146 164H147V162H146ZM146 164H145V166H142V167L146 168V166H147ZM209 164L210 165L211 164L213 165V167H211V168H214V167L217 168L218 167L217 169H214V171L217 170L216 172L218 174H215V173L213 174V171L211 172V170H209L208 166L205 167V165H209ZM219 164H220V166L222 168H223V166H225L226 170L224 168H223V170L226 171V172H224V174H226V175L223 174V170H221L222 173L220 172V170L218 171V169L220 168L219 167ZM5 165H6V167H8L7 164H5ZM38 165H36L35 167H37ZM86 165H89V164L87 163ZM134 165H131V166L134 167ZM148 165H150V163ZM210 165H209V167H210ZM3 166H2V168H3ZM111 166L113 167V165H111ZM160 166H156V167L159 169ZM6 167H4V168H6ZM163 167H161V168H163ZM202 167H205L204 169H206V168L207 169L206 170H203ZM256 167H258V168H256ZM28 168L26 170H24L25 174L29 173L30 175H33V177H34V174L35 173L34 174H31L33 168H32V170H30ZM113 168H116V167H113ZM113 168H112V170H113ZM131 168L132 167H130V166H129V168L127 166H123L122 168H119L120 170L118 169L119 171H121L122 169L123 170L118 175H114V180H112V181L114 183H116L115 184L116 187H117V184H118V181L119 180L120 181L121 180L122 181L123 180H128L129 175L132 173V170L134 169V168H132V169ZM135 168H136L137 171H139L138 168H137V166H135ZM16 169H19V168H16ZM148 169H152V168H148ZM158 169H156V170L154 169L153 172L150 171V174L152 173L153 175L154 174L159 175L160 173H162V171L160 169L159 170ZM27 170H29V171H27ZM116 170L117 169H115V172H116ZM118 170H117V172H119ZM136 170H135V172L133 171L132 174H135L136 173ZM142 170H143V168H142ZM189 170H191V168ZM13 171H15V170H13ZM143 171H145V169ZM207 171H210V172H207ZM248 171L252 173V175H251L252 177L250 176L251 173H249ZM15 172H17V175H19L18 174L19 173L18 170L15 171ZM34 172H36V171H34ZM38 172H40V170ZM115 172L114 171L113 172L111 171V173H112L111 175H113V173H115ZM146 172H148V170ZM241 172H238V173H241ZM245 172L246 173L247 172L249 173L248 176L250 178H252L251 180H250L249 177H246L247 174ZM137 173H139V172H137ZM188 173L189 172H187V175H185V173L182 174L181 177L183 178L184 175H185V177L186 176L189 177L190 176V173H189V176H188ZM229 173H228V176L230 175ZM29 174H27V175H29ZM43 174L42 175L44 177L45 176V173H43ZM72 174H74V176H75L76 172L75 173H72ZM221 174H222V176H220ZM3 175L1 174V177ZM14 175L11 176V174H10L9 177H14ZM30 175L28 177L25 175V177L29 178V177H31ZM111 175L108 178H110V179L113 178V176L111 177ZM70 176L72 178H69ZM76 176H79V175H76ZM148 176H150V175H147V177ZM170 176H171V179H172L171 181L169 179ZM179 176L180 175L178 173V177ZM237 176H239V178ZM262 176H264V175H262ZM36 177L38 179V176H35L34 177V180H33V183H34V181L35 182L38 181V180H35ZM150 177H152V176H150ZM253 177L256 178L255 179L256 181L253 179ZM76 178H79V177H76ZM145 178L146 177H144V179ZM229 178H231V177H229ZM9 179H11V178H9ZM100 179H102V177ZM110 179H108V180L110 181ZM196 179H194L193 182ZM31 180L32 179L26 180V178H25V181H26L25 185L26 184L28 185V182L29 181L31 182V185H33ZM1 181H3V179L0 180V182ZM43 181L45 182V179ZM102 181L105 182L107 180H105L103 178ZM109 181L106 182V183H104V184L103 183H99L98 185L97 184H95V185H97V189H98V186H100V188H102V191H105L106 189L109 190V188L112 186V184H111L112 181H110V182ZM157 181H155V182H157ZM46 182H47V179H46ZM190 182H189L188 185L186 184L187 186L190 185L189 187H191ZM244 182H245V184H247L246 181H243L242 184H244ZM263 182H264V180H263ZM14 183H15V181H14ZM164 183H165V181H164ZM4 184H7V183L3 182V185ZM17 184H19V186H21L20 185L21 183H17ZM147 184H148V182H147ZM160 184H161V182L159 183V185ZM0 185H2V184H0ZM14 185H12L13 188L16 187ZM34 185L36 186V187L33 186L34 189L37 188V185H38L37 182L34 183ZM159 185H158V182H157L156 188ZM144 186L146 187L145 184H144ZM240 186H242V185H240ZM2 187H4V186H2ZM10 187H11V185H10ZM42 187H44V186L42 185ZM149 187L151 188V186H149ZM175 187L178 188L179 186H175ZM182 187L185 188L184 186H182ZM237 187L239 188V186H236L234 188V191H236L238 189ZM6 188H8V187L6 186ZM6 188L5 189L2 188L3 189L2 191H6L5 193H7V192L10 191V190L7 191ZM92 188H94V187L92 186ZM150 188H149V191L152 190L154 188V186H153L152 189H150ZM158 188L160 190L162 189L160 187H158ZM243 188H244V186H242L241 189H243ZM18 189H20V188H18ZM37 189L34 190L35 192H33V194L35 193L37 195L39 193ZM259 189L262 190V191L260 192ZM23 190H25V189H23ZM140 190H142V189H140ZM143 190H144V188H143ZM160 190H158V191H160ZM200 190L202 191V188ZM203 190L206 191L204 188H203ZM208 190L209 189H207V191ZM41 191H42V189H41ZM154 191H156V190H154ZM154 191H151V192H154ZM177 191H178V193H180L181 191H185V190H179V188H178V190H176L175 192H177ZM19 192H20V195H22L21 192H23V191L20 190ZM25 192H23V193H25ZM29 192H31V191H29ZM106 192H107V190H106ZM236 192L238 193V191H236ZM133 193H135V192H133ZM141 193H142V191H141ZM146 193H147V191H146ZM150 193H148V194H150ZM193 193L192 194L195 195L196 192H193ZM198 193L200 195V192H198ZM26 194H28V193H26ZM30 194L31 193H29V195ZM202 194H205V193H202ZM99 195L101 196V193ZM120 195H121V193H120ZM177 195H176V197H177ZM181 195H183V197ZM184 195H185L184 193L178 195V196L181 197V199H179V202L176 201V200H178L177 199L178 197L177 198L176 197L173 198V199H175L176 202H175L174 206L173 205H171V206H173L175 208L182 201L185 202L183 199H185L187 201V199H186L187 196H184ZM191 195L190 196L188 195V196L191 198V201H194L193 200L194 197L191 196ZM237 195H234V196H237ZM244 195H245V193H244ZM2 196H3V193H2ZM38 196H40V195L38 194L37 197ZM102 196H103V194H102ZM151 196H153V195H151ZM242 196H243V194H242ZM21 197L22 198H25V195H23ZM31 197H33V196H31ZM189 197H187V198H189ZM240 197H241V195H240ZM0 198H1V196H0ZM30 198L27 197L28 200ZM190 198H189V200H190ZM195 198H196L195 200L197 201L195 203H198V200L201 201V197L200 196L198 197V200H197V196ZM38 199H34L35 202H37ZM154 199H155V197H154ZM101 200H103V199L101 198ZM104 200H106V198H104ZM147 200H148V198H147ZM231 200L234 203H236V205ZM30 201H31V199H30ZM141 201H140V203H142ZM23 202H24V204H23ZM160 202H158V203H160ZM230 202H232L233 204L230 203ZM49 203H51V204L53 203V205L51 206V204H49ZM131 203H132V201H131ZM164 203H165V205H164ZM172 203L173 202H170V204H172ZM176 203H178V204H176ZM191 203H194V202H190V204ZM258 203H260L262 206L261 205H258ZM42 204H44V203H42ZM96 204H97V202H96ZM199 204H201V203L199 202ZM84 205L90 207V212L95 216V217H93V219H91V218L86 219V218L83 217V215H82V206H84ZM195 205H194V208H195ZM232 205H233V207H232ZM0 206H1V203H0ZM134 207H136V206H134ZM138 207H141V206L138 205ZM150 207H149V209H151ZM156 208H154V210ZM158 208L156 210H158ZM176 208L178 210V208H180V207L177 206ZM10 209H11V207H10ZM170 209L173 210V208H171V207H170ZM259 209H260L261 212L259 211ZM159 210L161 211L160 208H159ZM172 210H171V212H173L175 209L173 211ZM177 210H175V213H177ZM215 210H216V208H215ZM254 211H256V213L257 212L258 213L257 214H253ZM128 212H130V211H128ZM131 212H133V211H131ZM171 212H169V213H171ZM224 212L227 213V209H225ZM133 213H130V216L129 217L131 219H133L136 216H138V215H135ZM180 213L181 212H179V214L177 213V216H179V217L180 216H183V215H180ZM202 213H203V215H202ZM131 214H133V215H131ZM166 214H164V215H166ZM164 215H163V217H164ZM186 215L189 216L190 219L187 218ZM22 216L24 218H26L25 221H22V219H21ZM125 217L126 216H124V219H125ZM170 218L171 217H169V219ZM193 218H196L197 220L196 219H193ZM156 219L159 222L156 221ZM163 219H164V222L167 221L165 219V217ZM200 219H202V224H201ZM0 220H1V218H0ZM178 221H180V220L178 219L177 222ZM263 222H264V220H263ZM180 223L182 224V221H180ZM171 225H172V223H171ZM119 226H120V229L123 228V230H119L118 229ZM168 230H169L170 233H168ZM175 230H176V233H174ZM232 232H234V233L236 232L235 235L236 234H239V239H238L239 242L237 241V244L236 243H233L232 244L233 245V248L231 246H229L228 243H230V242L227 241L228 243H226L227 236H229V234L232 233ZM233 235H231V236L233 237ZM228 239H229V237H228ZM238 243H240L241 246H242V247L240 246L242 248V250H238L239 252L237 251V248L240 249V247H237V248L234 247L235 244L237 246H239ZM244 245L246 246V248H245ZM188 253H191V254H188Z\"/></svg>",
	"mask_w": 264,
	"mask_h": 264
},
{
	"label": "rangeland",
	"instance_id": "obj_2",
	"mask_svg": "<svg viewBox=\"0 0 264 264\" xmlns=\"http://www.w3.org/2000/svg\"><path fill=\"white\" fill-rule=\"evenodd\" d=\"M0 1H1V0H0ZM2 1H4V0H2ZM5 1H6V0H5ZM5 1H4V2H5ZM17 1H20V0H17ZM34 1L36 2L37 0H34ZM34 1H33V0H30V1H29V0H28V1H27V0H24V1H23V0H22V2H20V3L17 2L18 5H19L20 7H18L17 5H14V4H17L15 0H12V1L8 0V1H7V2H9V3H7V5L10 4V2H12V4H13V2H15L12 6H14V7L16 6L15 8L17 9V11H18V12L21 11L23 16H24V15H27V13L31 16V13H30L29 11L33 12L32 14H37L38 16H40V18H39L37 15H33L34 18H36V19L39 18V20L37 19V20L39 21V23H37V21H36L34 18H32L33 20H32V22L29 23V24L26 23L27 20H28V15L26 16V19H27V20H25V19L23 18V16H22V18H21V17L19 18V16H21V15H20L21 12L18 13L17 11L12 10V8L14 9V7H12L11 5H10L11 10H12V12H13V11H14V12H13V13L10 12V11L7 12V11L9 10V8L7 7V9H5V8H6V5H5L6 3H4V6H3L2 3H1V5H0V10L2 9L1 11H2L3 13H2V15H0V17H1V18H0V21H3V22H0V28H3L2 26L5 27V28H3V29L0 30V33H1V34H0V37H1L2 39H3L4 36H1V35H3V34L5 35L4 39H3V40L1 39L2 41L0 40V46H1V47L3 46V47H2V50H0V58H2L1 60L7 58L6 61H8V60H10L11 58H13V57L11 56L12 53H11L10 51L4 50V47H5L4 44L7 42V40L9 39V40L11 41V39L9 38V36H12V37L14 38V35H16V34L18 33L15 37H16V38H17V37H21V38H20L21 41H19V42H22V43H25V44H27V43H28V44H32V43L35 42V43H37V44L39 45V47H41V46L43 45L42 42H44L42 39L44 38L43 34L45 33L44 31H45V29H46V26H44V24H45L46 22H45L44 20H45L46 14L50 11L49 8H50L51 6H53L54 9H55V7H57L58 9L61 8L62 13H61V12H59V14H58L57 12H56V13H57L58 15H61V14H62V16L60 17V19H59L58 16H57V18H58L57 21H58V22H56V21H52L53 23H52V22H49L50 19L53 18V16H52V18H50V19L47 17L48 20H49V21L47 22V23H48V25H47L48 27H47V28H49L50 30L47 29V30H46V34H47V35H48V34H51V35L46 36V37L48 38V40H47L46 37L44 38V40L46 39V40H45L46 43L50 40V44H44V48H43V46L41 47V48H43V49H42L43 51L41 50V51L35 52L36 55H34V52H33V54H32V52H30V53H29V52H26V53H23L24 55L20 53V57H21V58H20V57H18L19 59H18L17 57L13 58V60H14L13 62H14V63H12L11 66H9L11 69H13V70H17V69H19V70H17V71H18V72L20 71V72H23V73H25V72H26V73H28V72H29V73L34 72L35 74H31V76H33V75H34V76H39V75H40L39 77L41 78V79H40L41 82H44V79H45L46 75H47L46 79H47V78H50V79H52V80H54V81L56 80V82H62V81H63V82L66 81V82H67V81L69 80V78H71V76H72L73 78H76V77H77L76 79L71 78V79L67 82V84H68V85H69V84L71 85V83H74V84H72V86H76V85L79 86V85H78V84H79L78 82L81 81V80H83V78L80 79V77H84V78L86 77V78L84 79V80H86L88 76H89L88 79H89L90 77H93L94 75H95V76H96V75H98V76H102V75H101L102 70H106V69L109 67V65H107V64L109 63L110 59H111V61H113V60H117V59L115 58L116 56H115V57L113 58V60H112L111 55H110V54H112V52L109 53L110 44H111V43H114V41H115V40L112 38L111 34L114 33V34H117V35H118V34L120 33L119 31H120V28L122 27L121 24L124 22V21H123V16H122V12H124V10H123V9H119L120 7H119V5H118V2H121V1H124V2H125L126 0H110L111 2L114 3L112 6H110V7L108 8L109 13H112V21L105 22V23L102 24V25H99V24H98V21H99L98 19H97V21L92 19V18L95 17L98 13H100V12L102 11V10H101V8H102V3H101L99 0H98V1H97V0H90V2H89L88 0H85L86 2H89L90 4H91V2H93L92 5H90V4L88 3V5H90V6H88V8H87V6L85 5V4H87V3H84V2L81 1V0H80V3H79V0H77V2L74 3V4H77L76 8H77L78 10L75 8V5L73 4L74 0H71L73 6H74V8H75V10H74L73 8H70L71 11H68V10H69V7H70V6L72 7L71 2H68V3H69L68 5H70V6H68L67 4H65L66 2L64 3V2L61 1V0H59V1L56 0L55 2H53L54 0H52L53 4H54V3H55V4H59L58 6H54L55 4L52 5V2H51V1H50L49 3H47V0H45V1L43 0L44 3H45V6H46V8H45V12H44V10H42V7L44 6V5L42 4L43 1H42V3H41L42 5L40 4L41 0H38V2H36V3H35ZM60 1H61L62 3H60ZM64 1H65V0H64ZM66 1H67V0H66ZM75 1H76V0H75ZM110 1L107 0L106 2H110ZM130 1H131V0H130ZM166 1H167V0H164L163 2H160V3H159L158 0H151V6L153 7L154 10H153V11H150V12H148V13H146V14L153 15V17H155V18H157V16L159 15V18L162 19V16H161V15H163V14H161L162 11H163V10L161 11V9L163 8L162 6L169 4V3L166 2ZM30 2H32V3L29 5ZM58 2H59V3H58ZM94 2H95V3H94ZM103 2L105 3V1H103ZM111 2H110V3H111ZM229 2H231V4H232V0H213V3H214V4L217 3V4H220V5L224 6V7H226V9H225V8L223 9V10L226 11V13H227L226 15H229L230 17H234L235 12H234V13L232 12V9H231V7H230L231 4H229ZM33 3H34V4H33ZM20 4H21V5H22V4H25L26 6H25V5H22V8H21V5H20ZM27 4H28V5H27ZM32 4H33V5H32ZM38 4H40L42 7H41V6L39 7ZM48 4H49V5H48ZM63 4H64V5H63ZM60 5H63V7L61 6V7L59 8ZM66 5H67V6H66ZM171 5H175V4L173 3V4H171ZM1 6L5 7L4 9H5V11L7 10V11H6L7 13H12V14H11L12 17H11V16L9 17L10 14L8 15L6 12L3 11L4 9L1 8ZM23 6H25L24 8H28V9H26V10H28V11L25 12V9H23ZM45 6H44V7H45ZM85 6H86V7H85ZM38 7H39L41 10H40V9H36V8H38ZM44 7H43V8H44ZM53 7L51 8V12H52ZM161 7H162V8H161ZM211 7H213V6H211ZM18 8H19L20 10H19ZM57 8H56L55 10H58ZM63 8H64V9H63ZM46 9L48 10V12L46 11ZM72 9H73V10H72ZM163 9H164V8H163ZM36 10H37V11H36ZM61 10H59V11H61ZM1 11H0V12H1ZM40 11H41V13H40ZM76 11H77V12H76ZM15 12L18 13V14H16V15H17V18H16V19H14V16L16 17ZM35 12H38V13H35ZM72 12H73V13L76 12V15H75L76 18H77V15H78V17H79V15H82V14H83V15H82V16H83V19L80 18V17H81V16H80V17H79V18H80V19H79V22L81 21V19H82L83 21H81V24H79V22H76V23H75L74 20H71V21L69 20L68 22H72V21H73V22H72V25H74V26H72V27H69L71 23H67V20H68V19H72V18H68L69 15L71 16V15L73 14ZM163 12H164V11H163ZM167 12H168V11H167ZM4 13H5V14H4ZM24 13H26V14H24ZM45 13H46V14H45ZM49 13H50V12H49ZM49 13H48V14H49ZM60 13H61V14H60ZM68 13H69V14H68ZM85 13H86L87 15H86ZM96 13H97V14H96ZM165 13H166V12H165ZM0 14H1V13H0ZM74 14H75V13H74ZM74 14H73V17H74ZM94 14H96V15H94ZM190 14H191V16H192L193 19H195V17L198 16V14H197L196 12H194V11L190 12ZM3 15H5V16L8 17V21H9V18H10L11 22L7 23V20H6V18H5ZM18 15H19V16H18ZM51 15H53V14H51ZM66 15H67V18H68V19H66ZM36 16H37V17H36ZM42 16H43L44 18H42ZM47 16H48V15H47ZM55 16H56V15H54V18H53V19H55ZM70 16H69V17H70ZM84 16H85V17H84ZM3 17H4V18H3ZM24 17H25V16H24ZM11 18H12V19H11ZM18 18L20 19V23H21V24H24V25L21 26L22 29L18 27L19 25H18L17 22H16V25H17V26H14V21H15V20H18V22H19V19H18ZM29 18H30V17H29ZM41 18H42V19H41ZM47 18H46V21H47ZM95 18H96V17H95ZM180 18H181V17L178 16V19L176 20V21H179V23L176 22V23H177V24H176V25H177L176 28H178L177 30H180V29H181L180 31H182V32H183V30H186V31H188V32H189V31H193V32L190 33V34H189V33H186L187 35H188V34H189V35H192L193 38H196V36H198L197 38H199V37H200V38H208V37H207L208 32H211L212 34L217 33V35H216L217 37L214 36L213 40H218V41H219L218 44H220L221 47H222V46L225 47L226 43L228 42V41H227L228 39H226V33H225V32H224V35L219 34V32H222V31H223V27H222V26H224V28L227 26V24H225V23H227L226 20H223V21H221V22L211 21V20H210V23L207 22V25H206V20H205V19H200V22H199V23H198V22L196 23V20H193V21H192V25H191L190 22L188 23L187 21H185V23H184L185 25L181 26V25H180V22H181ZM74 19H75V18H74ZM84 19H85V20H84ZM175 19H176V18H175ZM4 20H5V22L7 23L6 25H4V24H5V23H4ZM12 20H13V23H12ZM21 20H24V21H21ZM30 20H31V18H30ZM34 20H35V22H36L37 24H39L41 30H40V29L37 30V28H36V29L33 28V26H34V25H33ZM42 20L44 21V23H43ZM146 20L149 21L148 24L155 23L154 20H150L149 18H146ZM40 21H41V23H43V24H42V25H43V28H42V26L40 25V24H41ZM76 21H78V20H76ZM161 21H162V20H161ZM182 21H183V20H182ZM22 22H23V23H22ZM29 22H30V21H29ZM55 22H56V23H55ZM99 22H100V21H99ZM159 22H160V21H159ZM159 22H158V24H159ZM11 23H12L13 25H12ZM50 23L53 24V26H52V29H53V30L56 28V26H58L57 28H59V29H58L57 31H55V32H58L60 35H61V33H63V35H61L62 38L59 37L60 35H59L58 33H57V34H52V32H51V27H49ZM54 23H55V24H54ZM73 23H74V24H73ZM77 23H78V24H77ZM160 23L162 24V22H160ZM25 24H26V25L28 24V25L26 26ZM155 24H156V23H155ZM161 24H160V25H161ZM1 25H2V26H1ZM8 25H9V26L11 25V26H10V29L13 28V27H15V28L17 27L18 29L15 30V29L13 28V29L10 30L9 27H8ZM31 25H32V26H31ZM45 25H46V24H45ZM78 25H79V26H78ZM179 25H180V27H179ZM50 26H51V25H50ZM60 26H64V28H63V27L60 28ZM76 26H78V27H76ZM191 26H193V27H191ZM6 27H7V28H6ZM31 27H32L33 29H31ZM37 27H38V26H37ZM44 27H45V29H44ZM65 27H66V29H65ZM75 27L78 28V30L76 31V33L78 32L77 35L74 33L75 31L72 30L73 28L76 30ZM161 27L163 28L164 25L161 26ZM196 27H197V28H196ZM25 28H26V30H25ZM28 28H30L31 30L28 29ZM57 28H56V29H57ZM162 28H161V30H162ZM174 28H175V25H174ZM186 28H187V29H186ZM263 28H264V27H263ZM6 29H8V31H7ZM20 29H21V32H20ZM34 29L36 30V32H34V34H33V31H32V30H34ZM42 29H43V30H42ZM56 29H55V30H56ZM64 29H65V30H64ZM67 29H68V30H67ZM69 29H70V31H69ZM190 29H191V30H190ZM196 29H197V30H196ZM221 29H222V30H221ZM13 30H14V31H13ZM18 30H19V31H18ZM63 30H64V32H63ZM92 30H93V31H92ZM95 30H97V31H95ZM174 30H176V29H174ZM1 31H2V32H1ZM11 31H12V35H9V33H11ZM16 31H17V32H16ZM28 31H29V32H28ZM31 31H32V32H31ZM65 31H66V34H65ZM89 31H91V33H92V32H93V33L95 32V33H94V36L96 35V33H98V34H100V35H103V36H102V38H100V39L98 40L97 43L92 42V41H94V40L96 39V37H99V36L97 35V36L94 38V36L92 37V35L90 34ZM162 31H163V30H162ZM186 31H184V32H186ZM218 31H219V32H218ZM3 32H4V33H3ZM15 32H16V34H15ZM22 32H24V34H25L26 32H28V33L31 32L32 34H25V35H24ZM47 32H50V33H47ZM55 32H54V33H55ZM68 32H69V33H68ZM71 32L74 33L75 36H74ZM174 32H175V31H174ZM174 32H173V34H176V33H178L179 31H178V32H175V33H174ZM70 33H71L70 36L75 37V39H76V37H78L77 40H74L73 37H72L71 39H69L68 37H70V36H69ZM164 33H165V31H164ZM164 33H161V34H164ZM170 33H171V32H170ZM88 34L91 35L90 38H89ZM161 34H160V37L162 36V39H161V40H162V42H161L162 44H164V42L167 41L166 38L168 39V38H171V37L174 36L173 34H170V36L168 37L169 34L165 33V34H167V37H166V35H165V37H166V38H165V37H164L163 35H161ZM8 35H9V36H8ZM18 35H19V36H18ZM20 35H21V36H20ZM27 35H28V36H27ZM53 35H56V36H53ZM171 35H172V36H171ZM176 35H177V34H176ZM187 35L182 34V35H180V37H181V38L185 37L186 39H188V36H189V35H188V36H187ZM195 35H196V36H195ZM6 36H7V37H6ZM52 36H53V38H51ZM64 36H65V37H64ZM87 36H88V37H87ZM194 36H195V37H194ZM222 36L225 37V39H223L222 41H220L218 37H222ZM252 36H253L254 38H253V37L251 38L250 35H249V36L247 35V36H246V40H248L247 37H248L249 39L251 38V39L248 40V41H252V39H253V40H254V39H255V40H256V39H261V37L264 36V35H262L261 33H258V34H253ZM49 37H50V38H49ZM54 37H56V40L58 39L57 41H59V38L61 39V41L57 42V43H60V45H61V48L59 47V48L57 49L58 51H56V49L51 51V48H50V47H51V41H52V39L54 40V44H56V45H54V44H52V45H53V46H57V45H58V44L56 43V40L54 39ZM152 37H153V36H152ZM152 37H151V38H152ZM174 37H175V36H174ZM234 37L236 38V36H234ZM5 38H6V40H5ZM7 38H8V39H7ZM64 38H65V39H64ZM91 38H92V39L94 38V39L92 40ZM125 38L128 40V39H129V36H128V35H125ZM163 38H164V39H163ZM189 38H190V37H189ZM263 38H264V37H263ZM18 39H19V38H18ZM20 39H19V40H20ZM28 39H29V40H28ZM63 39H64V40H63ZM72 39H73V40H72ZM88 39H90L91 41L88 40ZM4 40H5V43L3 42ZM66 40H67V41H66ZM68 40H69L70 42H71V41H72V42H73V41H75V42L77 41V44H76L75 42H73L74 45L71 44V45H73L74 49H73L72 46H71L72 49L69 48L68 46H70V45H68V46L65 47V43H66V42H69ZM78 40H80V42H81V47H82V49L85 50V51H84V52L81 51V52H82L81 55L83 54V55H82L83 58H82L81 56H80V57L77 56V58H79V59H77L76 57H75V59L73 58L74 60L79 61L78 64H74V63L72 62V60H71V57H72V55H73V56H76L75 54H77V53H75L74 50L76 51L75 48H77V47L79 48V47H80V45H78V44H79V41H78ZM113 40H114V41H113ZM10 41H9V42H10ZM30 41H31L32 43H31ZM62 41H63V42H62ZM9 42H7V43H9ZM70 42H69V43H70ZM3 43H4V44H3ZM61 43L64 44V45H62ZM69 43H67V44H69ZM166 43H167V42H166ZM166 43H165V44H166ZM9 44H10V46H15V43H12V44L9 43ZM9 44H8V45H9ZM13 44H14V45H13ZM40 44H41V45H40ZM75 44H76V45H75ZM152 44H153V43H151V45H152ZM8 45H6V46L8 47ZM45 45H47L48 47H47V46L45 47ZM60 45H58V46H60ZM127 45H128V44H127ZM58 46H57V47H58ZM62 46H63V48H62ZM76 46H77V47H76ZM128 46H129V45H128ZM160 46H161V45H160ZM212 46H213V47H212ZM212 46H210V47H209V46H208V47L206 46L205 48H203V52H202L201 54L207 56V59H208V61H209V63H208L207 65H211L209 68L212 70V73H215L217 70H219L218 68H219V63H220V61H221V60H220L221 55H222L224 52H225L224 55H227V54H228V55H231V53H230V51L227 52V51H224V50H221L220 52H218L219 54H218L217 52L214 53L215 51H214L213 48H215L216 46H215V45H212ZM1 47H0V48H1ZM7 47H5V49H6ZM57 47H56V48H57ZM64 47H65L66 49H65ZM152 47H154V50H153L152 53H151V54H152V55H151L152 57L149 58V59H150V60H156V59L159 60V59H161V58L164 56V54H165L164 51H162V52H161V50H160V51H157L156 49H158V46H157L156 44H154ZM47 48H48L49 50H48ZM68 48L71 49V50H72L71 52H74V54H73V53H70V50H69L68 52H69V54H71V56L68 54L70 60H69V58H68V60H69V62H68V61L66 60L67 58H64V57H65V56H64V57H63V58H64V63H63V61L61 60V59H63V58H61V56H63V54H64V53H63V52H64L63 50H66V52H67V49H68ZM46 49H47V50H46ZM53 49H54V48H53ZM61 49H62V50H61ZM92 50H94L96 53H93ZM212 50H213V51H212ZM255 50H256V49H255ZM255 50L253 49L252 52H256ZM45 51H46V52H45ZM47 51H48V52H47ZM50 51H51V53H50ZM55 51H56V53H55ZM79 51H80V50H79ZM211 51H212V52H211ZM222 51H223V52H222ZM231 51H232V50H231ZM41 52H42V53H41ZM53 52H54V54H52ZM66 52H65V53H66ZM76 52H77V51H76ZM233 52H234V53H233ZM27 53L29 54V58H31V59L28 60L29 62L27 61V59H28V57L26 56V55H28ZM46 53H47V55H45ZM48 53L51 54V55H49ZM57 53H58V55H59V53H60V58H59L60 60L57 61V63H56V61H54V60H56L57 57H58V55H56ZM85 53H86V54H85ZM87 53H89V54H87ZM114 53L116 54V53H118V52H113V54H114ZM211 53H213L214 55H211ZM235 53H236L235 50H233V51H232V54H235ZM25 54H26V55H25ZM40 54H42V55H40ZM78 54H79V52H78ZM84 54H85L87 57L85 56V58H84ZM113 54H112V55H113ZM132 54H134V52H133ZM132 54H131V53H130V54L127 53L126 57H123V56H122V55H123L122 53H121V56L118 55V54H117V55H118L119 57L125 58L124 62H125L128 66H130V65H132V64L129 65L127 62H129V60H130V58H131L130 56H132ZM43 55H45V57H44ZM66 55H67V54H66ZM88 55H90V56H88ZM96 55H97L98 58L96 57L97 59H96V60H93L94 63L91 62V63H92V64H91V63L89 62V65H88L87 63L85 64V62L90 61V60L92 59V57H93V59H95V56H96ZM109 55H110V56H109ZM134 55H135V54H134ZM217 55H218V57L220 56L219 58L217 57L218 59L216 58ZM224 55H223V56H224ZM251 55H252V54H251ZM251 55H250V56H251ZM4 56H5V57H4ZM6 56H7V57H6ZM23 56H24L25 59L23 58ZM25 56L27 57V59H26ZM30 56H31V57H30ZM41 56H43L44 58H47L48 56H50V57H51L50 60H52V61H48V60H49L48 58H47V59H48V60H47V59H43V57H42V60H45L46 62L40 63V62L42 61L41 58H40ZM118 56H117V58L119 59ZM127 56H129V58H128ZM223 56H222V57H223ZM38 57H39L40 59H39ZM50 57H49V58H50ZM108 57H109L110 59H109ZM112 57H113V56H112ZM32 58H35V59L33 60ZM87 58H88L89 60L86 61L85 59H87ZM36 59H37L38 62L35 61ZM38 59H39L40 61H39ZM82 59H83V60H82ZM221 59H222V58H221ZM21 60H24L25 63H24V61L22 62ZM80 60H81V61H84V64H85L84 66H83V65L80 66V65L82 64ZM121 60H122V59H121ZM127 60H128V61H127ZM131 60H132V59H131ZM215 60H216V61H215ZM236 60H237V59H236ZM3 61H4V60H3ZM20 61H21V63H20ZM34 61H35V62H34ZM47 61H48L49 63H48ZM53 61L56 63V68H57L59 65L62 66V67H59V68L55 69V67H54V66H55V63H53ZM70 61H71L72 63H70ZM122 61H123V60H122ZM229 61L238 64V61H237V62H236L235 60H233V61H232V60H229ZM60 62H61V63H60ZM65 62H68V63H67L68 66L66 65ZM95 62H96L97 64H96ZM118 62H119V64L122 63V62H120L119 60H118ZM124 62H123V63H124ZM242 62H243V60H242ZM18 63H20V64H22V65H18ZM27 63H28L29 66L26 65ZM37 63H39V65H40L39 67H40V68H38V66H37L38 64H37ZM51 63H53V64L51 65ZM69 63L72 64V66H74L75 69H78V68H79V69H78L79 71L76 72L77 70L74 69V71H75V72H74V71L72 70V68H71L72 66L70 67V64H69ZM80 63H81V64H80ZM100 63H101V64H100ZM106 63H107V64H106ZM224 63H226V62H224ZM239 63H240V62H239ZM32 64H33V65H32ZM64 64H65L66 67H70V68H68V69H70L71 72H70L68 69H67V70H68V72H67V70L65 69L66 67L64 66ZM73 64H74V65H73ZM90 64H91L92 66H91ZM93 64H94V65H93ZM98 64H100L99 67H100L101 69L97 66ZM104 64H106L107 66L105 67ZM119 64H118L117 61H116V64H115V66H113V68H114V69H117V65H119ZM126 64H125V67H127L128 69H129L130 67L133 68L134 70L136 69L134 65L128 67ZM241 64H243V63H241ZM245 64H247L248 66L252 67V70L250 71L252 74H249V76H256L258 72H262V73H264V60H263V61L259 60L254 54L250 57V59L248 60V62H246ZM30 65H32V66H30ZM75 65H78V66L75 67ZM87 65H88V66H87ZM95 65H96V67H95ZM123 65H124V64H123ZM160 65H161V64H159V67H160ZM18 66H19V67H18ZM42 66H43V67H42ZM47 66H48V67H47ZM85 66H86V67H85ZM119 66L121 67V65H119ZM14 67L17 68V69H15ZM49 67H50V68H49ZM84 67H85V69H84ZM115 67H116V68H115ZM37 68H38V69H37ZM96 68H97V69H96ZM127 68L122 67V69H125V70H127ZM131 68L129 69V71L131 70L130 72H132V71L134 72V70L131 69ZM160 68L163 69L162 66H161ZM36 69H37V70H36ZM43 69H44V71H43ZM46 69H47V70H48V69H52L51 71H53V72L51 73L50 70L47 71ZM62 69H63V70H62ZM64 69H65V71H64ZM81 69H82V70H81ZM99 69H100V71H101L100 73L96 74V71H95V73H94V70H97V72H99ZM118 69H120V68H118ZM164 69H165V68H164ZM183 69H184V68H183ZM185 69H186V68H185ZM38 70H41V72H39ZM45 70H46V71H45ZM58 70L60 71V73H59ZM125 70H123L122 75H124ZM137 70H138V69H136V71L134 72V73H135V77H136V79H135L134 76L132 77V75H133L134 73H133V74L131 73L132 75H131V74L128 75L130 72L127 70L126 73H128V72H129V73L126 74V76H128V77L131 76V77L128 78V79H129V80H128L129 82H130V80L133 81L134 79H135L134 81L139 80V77H137V74H136ZM189 70H190V72L192 73V76H193L194 78H196L197 76H199L203 71H208L206 68H203V67H202L201 69H196L195 66H193V65H192L191 68H189ZM37 71H38L40 74H39ZM54 71H55V72L58 71V74L55 73ZM61 71H62V72H61ZM117 71L120 72V70H117ZM196 71H198L199 73L197 74ZM238 71H239V70H237V71H235V72H237V73L239 74ZM247 71H248V70H247ZM252 71H253V72H252ZM36 72H37L38 74H37ZM47 72H48V73H47ZM64 72H65L66 75H63ZM80 72H81L82 74H81ZM86 72H89L90 75H88V74H87V75L84 74V73H86ZM49 73H51V74H49ZM61 73H62V75H61ZM92 73L94 74L93 76H91ZM237 73H236V74H237ZM240 73H241V72H240ZM79 74H80V75H79ZM231 74H232V70L229 69V68H228L227 70H222V71H220V73H219V75L222 76V79H223V77L225 78L226 76H229V75H231ZM236 74H235V77H234V73H233V75H231V77H229L228 80H231V81H232L233 77L236 79V77H237ZM238 74H237V75H238ZM50 75H51V76H50ZM120 75H121V73H120ZM21 76H26V75H21ZM27 76H30V75L27 74ZM63 76H64V77H63ZM126 76H124L123 78L125 79ZM52 77H54V79H53ZM62 77H63V78H62ZM68 77H69V78H68ZM96 77H97V76H96ZM131 78H132L133 80H132ZM137 78H138V79H137ZM230 78H231V79H230ZM67 79H68V80H67ZM126 79H127V78H126ZM126 79H125V80H126ZM262 79H264V75H263ZM61 80H62V81H61ZM76 80H78V82H76ZM126 81H127V80H126ZM128 81H127V83H128ZM134 81H133V82H134ZM233 81H234L233 84L230 83V84L232 85V88L234 87V83H235V80H233ZM236 83H237V79H236ZM75 84H76V85H75ZM95 84H96V83H94V85H95ZM112 84H113V83L110 84V82H108V83H107V86H109V87H105V89H99V88H97V87L93 89V88H91V86H90V87H89V90H88V88H87V89L82 88V90H78V92H76V93L79 95L78 97L81 96L80 99L83 100V99H84L83 97H85V96H83V95H84V92H85L86 90H87V91H90V92H97V93H98V92H101V91L104 92V91L106 90V91H105L106 93H105V92H104V93L107 95V94L110 92V93H112V96H111V94H110V95H108V96L103 97L104 101H105V102H113L114 99H115V98L112 99L113 97H115V96H113V95H118L119 93H120V94H123V91L121 90V89H123V87H122V88H121V87L116 88L117 91H115L114 88L116 87V86H115L116 83L113 84L114 86H112ZM256 84H258V83H256ZM256 84H255L256 88H255V87H254L255 89L253 88V89H254L253 93H254V92L256 91V89H258V88H260V89H261L262 87L264 88V86L260 87L259 84H258V85H256ZM260 84H261V83H260ZM262 84H264V83H262ZM70 85H69V86H70ZM231 85H230V88H231ZM0 86H1V87H0V95H1V94L4 95V96L6 95V97L11 96L10 94L12 93L11 91H12L13 89H11L10 87H8V86H6V85H0ZM20 86H21V87H20ZM39 86H40V85H39ZM39 86H34V87H33V86H31V87L28 86V87H27V85L25 86V85H21V84H19L18 87H19L20 89L23 88L22 90H24L23 92L26 94V95H24V98H26L27 101H25L26 99H25V100H23V99L21 100V99H20V100H19V102H20V103H19V107H15V106H14L15 109H14L13 106H12V108H11V104H9L10 107L8 106V104H6V103H8L9 101H7L6 103L4 102V103L6 104V106H4L5 104H4L3 106H2V104H1V106H0V109L2 108V110H0V113H1V111H2V112H5V114L8 113V114L10 115V116H9V115L6 114V116H5L4 113H3L2 116L0 115V117L2 118V120H3V118H4V120H5V123H4V122H3L2 124L0 123V133H1V134H0V138L3 137L4 135L6 136V137L4 136V138H1V139H0V144L2 145V148H3V145H4V149H5V151H6L7 155H8V156L5 155L6 153H5L4 155H2V156H4L5 158L2 157V156L0 155V161H1V162H0V173H1L2 175L4 174V175L2 176L3 178L1 177V174H0V180L3 179V181H1L2 183L0 182V184H2V185H0V191H1V192H0V196H1V198H0V203H1V206H2V207L0 206V208H1V210H2V211H1V214H2V215H3L4 212H6V211H7V213H8V210H9V213H10L11 210L13 211V215H12V213H10V217H9L10 220H11V219L17 214V212L15 213V212H14L15 210L12 209V208H14V207H12L13 205H12V201H11V199L8 200L9 196H7V195H8V194L10 195L11 191H13V192L15 191V192H16V193H15L16 196L18 195L17 198L19 197L18 200H20V201L25 200V201H26L24 206H22V204H21V206H20V210H21V211H18L19 213L22 212L23 210H25V209H23V208H27V209H29L27 206L31 207V205H33V204H35V203H36V205H39V202H40L41 205H39V206H41V207H42L43 205H44V207H46L45 205L48 204V203L46 204L45 201L42 200V198L46 197L44 194H46L47 189L51 188V184H52V183H51V180L48 179V178L51 177V172H50V171L48 172V169L50 170L51 167H49V166H50V165L52 166L53 161H52L51 163H48V162L45 163L44 161H45V160H48V158H46V159H42L41 157H43V156L45 157V155H46V156H51L52 153L48 152V153H50L49 155H48L47 152H46V154L43 153L44 151L42 152L41 149L45 150V148H42V146H39V145H38V143H40L39 141H41V140L43 141V140L46 138V136H47L48 134H50L51 132L56 131V130H57L58 128H60V127H64V126H68V125L75 124V122H74L75 119H74V118L72 119V117H71V116H72V112H71L72 109H71V108H74V107L79 108V107H81V105H82L81 108H83L84 110H83V109H82V110H81V109L79 110V109H76V108H75L76 111H77V113L80 114V111H81V114L83 113V114H82V119H81V118L78 119V120H79V124L81 123V125L83 124V120H84L83 118H84V117H86L85 120H84V122L87 120V121H86V124H88V122L91 121L90 118L92 119V118H93L92 116L94 115V114H92V112H89V114H92V116H91V117H89L90 115L88 116V111H90V110L87 111V110H86L87 108H86V109L84 108L83 105H84L85 103H84V104H82V103L80 104V102H77V101H79L80 99L78 100V98H76V93H75V92H74L75 94H74V93H71V94H72V97H71V94H70V96L67 94L66 91H68V90H69L70 88H72V87H70V88H66V87H69V86H66V87L64 86V87H62L61 85H59L60 87H62V88H60L58 85H57L56 87H55V85H53L54 88H53V86H52V87H50V89H48V87H46L43 83H42V86H41V87H39ZM88 86H89V85H88ZM111 86H112V87H111ZM139 86H140V85H139ZM139 86H138V87H139ZM235 86H236V85H235ZM36 88H37L38 90H37ZM41 88H42V89H41ZM59 88H60L61 91L59 90ZM228 88H229V87H228ZM232 88H231V89H232ZM263 88H262V89H263ZM54 89H55V90H54ZM66 89H67V90H66ZM95 89H96V91H95ZM249 89H250V88H249ZM249 89H248V92H249V91H252V89H250V90H249ZM26 90H27V91H26ZM120 90H121V92H120ZM229 90H230V89H228V92H229ZM47 91H48L50 94H52L54 98H53L52 95H50ZM79 91H80V92H79ZM257 91H258V90H257ZM9 92H10V94H9V96H8V93H9ZM58 92H59V94H58ZM139 92L141 93L140 90H139ZM139 92H138V93H139ZM142 92H143V91H142ZM224 92H225V90H224ZM246 92H247V90H246ZM32 93L35 95L34 97L36 98V100L33 99V98H31V99H30V98H27V97H32V96H33V95H31ZM35 93H36V94H37V93L40 94V95L37 94V95H39V98H38V96H37ZM47 93L49 94V96L47 95ZM113 93H114V94H113ZM115 93H116V94H115ZM253 93H251L252 97L255 96V94H253ZM259 93H260V92H259ZM263 93H264V92H263ZM263 93H262V94H263ZM12 94H13V93H12ZM43 94L45 95V97L43 96ZM55 94H57L58 96H57V95L55 96ZM81 94H82V95H81ZM86 94H88V93H86ZM92 94H93V93H92ZM41 95H42V96H41ZM60 95H61V96H60ZM64 95H65V96H64ZM142 95H144V92L142 93ZM246 95H247V94H246ZM249 95H250V94L248 93V96H247V97L245 96V97H246V99L248 98V99L251 100V101H248V99H247V100H244V99L242 98V99L244 100V102H242L240 99H238V98H239V95H234V96L229 97V98H231L232 101H233L232 98H234V97H237V99H238V100L236 101L235 98H234V103L237 102V104H235V105H234V104H233V105L231 104V107H230V101H231V100H229V106H228V103H227L226 99H225V101H226L227 105H224L225 102L223 103V102L221 101V102H222L221 104H223V106H225L224 108H225L226 110H225L224 108H221V107H220V111L223 110V112H222V116H224V118H225L226 120H225L224 118L221 117V118L223 119V122H221V120H222V119H221V120H220V127H224V126H225L224 124H226V123H228L230 126H233V125L236 124L237 120H238L237 123H239V127H240V125H242L241 122H240V120L242 119V121L244 120L245 122H247V121L250 122V123L247 122V123H249V124H248V125L246 124V126H245V125H242V127L245 126L246 128H247V126H248L247 129H246L245 127L243 128L244 130L246 129L245 132H247V130H248V132L250 131L251 134H249V133L247 132V136L250 137V136L252 135L253 131L256 132V130L253 129V128H255V127H256L257 131L260 130L259 132L263 131V133H264V130H262V128L259 129L260 127H264V122H263L264 120H262V119H264V98H262L263 96L260 95V96H262V97L259 96L257 99H255V97H254V99H252V97L250 98ZM253 95H254V96H253ZM263 95H264V94H263ZM36 96H37V97H36ZM40 96H41L42 98H41ZM74 96H75V98H73ZM87 96H90V95H87ZM92 96H93V95H92ZM92 96L89 97V101L91 100ZM109 96H111V97H109ZM256 96H258V92H256ZM0 97H2V96H0ZM47 97H52V98L46 99ZM58 97H59V98H58ZM64 97H66V98L64 99ZM67 97H71V98L68 100ZM139 97H141V95H140ZM143 97H144V98H143ZM3 98H4V97H3ZM62 98H63V99H62ZM93 98H94V97H93ZM221 98H222L221 96H218V98H216V101H218V100L221 99ZM7 99H8V98H7ZM52 99H53L54 101H53ZM76 99H77V101H76ZM85 99H86V97H85ZM103 99H102V100H103ZM109 99H112V100L110 101ZM143 99H145V96H142L141 99L139 98L140 101H141V100L143 101ZM28 100H29V101H28ZM30 100H31V101H30ZM47 100H50V101H51V102L49 101V107L51 108L52 111H51V110L48 108V106H47V104H48ZM58 100H59V101H58ZM66 100H67L68 103L66 102ZM81 100H80V101H81ZM221 100H222V99H221ZM55 101H58V102L56 103ZM64 101H65L66 103H65ZM238 101H241V102H239V103H241V105H243V108L240 106V104L238 103ZM245 101H247V104H246V105H250L249 102H250V103L252 102L255 106H257V107L259 108V109L257 108V109H258V114H259V110H260V112L262 113L261 115H259V116H261V117H259V116L256 115V116H254V118H253L252 115H251V116H250V114L247 115L245 112L240 113L242 110L244 111L245 108H246V109H247V108L250 109L249 107H251V106L253 105V104H251L250 106L247 107V106H245V103H246ZM46 102H47V104H45ZM63 102H64V105H63ZM72 102H73V103H72ZM81 102H82V101H81ZM140 103H141V102H140ZM22 104H23V106H22ZM65 104H66V105H65ZM79 104H80V105H79ZM20 105H21V106H20ZM31 105H32V106H31ZM39 105H40V106H39ZM43 105H46V106H47V108H46L47 111H46V109H45V107H44ZM76 105H77V106H76ZM30 106H31L32 108H31ZM36 106H37V107H36ZM38 106H39V107H38ZM221 106H222V105H221ZM227 106H228L229 108H228ZM232 106H238L239 109H236V107H235V109H236V111H235V109H234V107H233V109H234L233 111H234V112L232 113ZM22 107H23V108H22ZM33 107H34V109H35V107L38 108V109H43V108L45 109V110H43V111H42V110L40 111L42 114H40V112H39V115H38V116H37L38 113L35 115L36 118H37V117H40V118H38L39 120H36V118H35V116H34V114H35L36 112L33 113L34 111H37L38 109H37V110H36V109L34 110ZM57 107H58V108H57ZM67 107H68V108H67ZM70 107H71V108H70ZM252 107H254V106H252ZM252 107H251V108H252ZM3 108H4L5 110H4ZM17 108H22V109L25 108V109H24L25 111L23 112V114L21 113V115L18 114V113L16 114V113H14V112L17 111V110H16ZM240 108H242L241 111H240ZM63 109H64V110H63ZM65 109H66V111H65ZM70 109H71V111L69 112ZM75 109H73V110H75ZM116 109H117V108H116ZM227 109H229V110L227 111ZM7 110H8L9 112H8ZM14 110H16V111H14ZM27 110H28V112H27ZM33 110H34V111H33ZM237 110H239V112H237ZM45 111H46V112H45ZM64 111H65V112H64ZM83 111H85L86 114H85ZM225 111H227V114L229 113L230 116L227 115V114H225ZM17 112H21V111H17ZM25 112H27V113H25ZM43 112H45V113H43ZM60 112H61V115H62V116L58 115V114H60ZM66 112H67L68 115L65 114ZM68 112H69L70 114H69ZM74 112H75V111H74ZM74 112H73V113H74ZM235 112L237 113V116H235V115H236ZM234 113H235V114H234ZM52 114H54V116H53ZM79 114H76V116H78ZM84 114H85V115H84ZM224 114L227 115V116L225 117ZM231 114L233 115V117H235L234 119H232V121H233L234 123L231 121V118H232V115H231ZM242 114H243V118H245V117H247V119H248V117H251V118L248 119V120L246 121L245 119L242 118V116H240V115H242ZM16 115H17V116H16ZM57 115H58V116H57ZM238 115H239L241 118L238 117ZM20 116H21V117H20ZM41 116H42V117H41ZM47 116H48V117H47ZM52 116H53L54 118H52ZM56 116H57V117H56ZM67 116H68V118H67ZM76 116H75V114H74L73 117H76ZM244 116H245V117H244ZM7 117H8L9 119H8ZM13 117H14V118H13ZM256 117H258L257 120L260 119V118H262L261 121H259V122H258V121H257V122L254 121V122L257 123V124H255V125H258V124H259L258 126H255V125H254V122H252V120H254ZM1 118H0V119H1ZM48 118H49V119H48ZM70 118H71L72 120H71ZM138 118H139V117H138ZM140 118H141L142 121H143V116H142V115L140 116ZM219 118H220V117H219ZM219 118H218V117H215L214 121H213V120H212L213 122L211 121V122H212V125H213V123H214V126H213V127L216 126V127H215L216 129L219 128V127H217V126L219 125V122H218ZM236 118H238V119H236ZM252 118H253V119H252ZM22 119H25V120H22ZM27 119H28V121H27ZM40 119H42V120H40ZM53 119H54V120H53ZM57 119H58V120H57ZM60 119H61V120H60ZM141 119H138V120L136 119V121H139V120H141ZM145 119H146L145 121H147V118H146V117H145ZM235 119H236V120H235ZM8 120H9L10 122H9ZM13 120H14V121H13ZM73 120H74V121H73ZM92 120H93V119H92ZM224 120H225V121H224ZM234 120H235V121H234ZM145 121H143V122H145ZM215 121H217V123H215ZM91 122H92V121H91ZM110 123H112V121H109V124H110ZM223 123H224V124H223ZM231 123H233V124H231ZM104 124H107V123H104ZM139 124H141V122H139ZM142 125H143V123H142ZM209 125H211L210 122H209V124L207 125V128L205 127V129H207V130L204 129L206 132H207L210 128H212V127H210ZM212 125H211V126H212ZM14 126H16L17 129L14 128ZM83 126H85V124H84ZM145 126H146L147 130L145 129ZM237 126H238V125H237ZM254 126H255V127H254ZM259 126H260V127H259ZM1 127H2V128H1ZM49 127H50V128H49ZM51 127H53V128H51ZM143 127H144L143 130L145 129L144 131L146 132L147 135L145 134V132L142 133V131H141V133H142L141 138L143 137V139H144V141H145L144 143H145L146 145H147V143H148L147 146H149V143H151V141H150V135H151V134H150V130H149V124L147 123V124H145ZM226 127H227V125H226ZM239 127H237V130H236V125H235V127L233 126L232 129H231V130H233V131H230V128H228L229 131H226V132H228V133H229V132H231V133L233 132L232 134L230 133L231 136H229L230 134L227 133L229 138H228V137L226 138V135H227V134L224 133L225 128H220V130H219V131L222 130L223 133L225 134V136H224V135H222V132H220L221 135L223 136V138H222V136L220 135L219 131H218V132L216 131L217 134L219 133L217 137L213 135L214 138H218V137L221 136L220 138H222L223 142H222L221 139H220V142L222 143V145H223V143L225 144V140L227 139L226 144H227V143H230V144H228V145H226V146H227V148H231V147L233 146V147H232V150L230 149V151H232V153H231V152H230V153H229V152L226 153V151H228L229 149H228V150H227V149H224V151L221 150V153H220V150H218V145H216L217 148H214L215 145L212 144L213 146H211V145H209V142H208V145H209V147L207 148L208 150H204L205 153H207V155L205 156V153H204L203 156H205L206 158H209V157H210V158H213L214 155H215V153H216V151H217L218 153H220V154H222V153L224 152V153H226V156H227V154H230V155H229L230 158H229V157H224V156L222 155V156L224 157V159H221V158H223V157L220 156V159H221L220 162L222 163V160L225 161V159H229V162H230L229 164L233 165V167H234V165L237 166V164H238V166H239V164H240L239 160L243 158L242 156L245 155L244 152L246 153V151H247V153H248L249 156H247V153H246V156H245V158L247 157V158H246V161L243 160V159L240 160V161H241V164H242L243 162H246V163L248 162L249 165H250V168L252 167L251 170H252V171L255 170V172L259 173V172L263 171L264 168L262 169V167L259 166L260 169H261V171H259L260 169H259V170H258V169H255L256 164H255V166L253 167V164H254V163H253V164H251V163H252V161L254 162V159H255L257 156H255L256 154L253 155V154H251V153H255V152L257 153V152L259 151V150H256L257 147L259 146V145H258L259 143L256 142V144H255V143L253 142V141L258 140V139L253 138V137H254L253 135H256L258 138H259V137L261 138V136H263V135H262L263 133L261 132L262 134L260 133L259 136H258V132H256L255 134H253V135H252L253 137H251V138L254 139V140H252L251 138H249L250 141L252 140V141H251L252 144L254 143V144L256 145V146H255V145H254V146L252 145V146H253V149H252V150H255V152H253L252 150H250V152L252 151V152L250 153V152H248V151H249V149H251V148H249V149L246 148V147H249V146H250V143H247V142H246V141H248V138H247V139L244 138V137H245V136H244L245 133H244V134H241V133L243 132L242 129H241L242 132H241L240 134H241V136L243 135L244 137H241V138H242V139L244 138L245 140H244V139L242 140V139L240 138V134H238V133H239V130H240ZM242 127H241V128H242ZM258 127H259V128H258ZM208 128H209V129H208ZM215 128H212V130H214ZM234 128H235V129H234ZM251 128H252V129H251ZM1 129H2V130H1ZM13 129H14L13 133H12L11 135H9V134H10V133H9V130H10V132H12ZM141 129H142V127H141ZM223 129H224V130H223ZM17 130H18V132H17ZM138 130H139V129H138ZM217 130H218V129H217ZM235 130H236L237 132H236ZM251 130H253V131L251 132ZM139 131H140V130H139ZM139 131H137V132H139ZM147 131H148V132H147ZM234 131L236 132L237 135H236V134L234 135ZM110 132H111V133H114L113 131H110ZM212 132H213V131H212ZM8 133H9V134H8ZM17 133H18V134H17ZM71 133H72V131H71ZM89 133H90V134H93V137H94V136H95V137H94V138H91V137L89 136V134L85 135L84 137H81V138H83V140H82V141L79 140V141H81V144H82V146L84 147L85 150H83V151H79L80 153H77V155H78V154L80 155V156H78L79 159H78V157H76L77 159H76V158H74V159L72 158V159H71V161H72V160H73V161L75 160V163H76L75 165H81V166H83V167H84V168L82 167V170H83V171H81V174H80V171H79V173L77 174V170H75V172H76L75 176H76V175H79V176H76V177H79V178H76V177L74 176V174H72V173H75V172L73 171L75 168H74V169L72 168V169H73V170H72V169H71V166H70V165L73 166V164H72V163H68V165H67V168H68V169H67V170H68V172H69V170L71 169L73 172L70 171V175H71V176L73 175V177H74V178H72V177L70 176L69 178H72V179H73V183H74V184H76V185H80V184H82V181L79 182V180H77V179H81V180H83V179H85V178L82 179V177H86L85 181H87L88 188H89V189H92V193H93V191H94L95 189H96V193H98V195H97V194H96V195L93 194V196L98 197V198H94L93 201L91 202V204H93V206L96 205V206L94 207V208H96V209H99V210H100V207H101V205L103 204V202L109 200V198H112V196H113V197H118V198L123 199V200H124V199L127 200L128 203L126 202V204H127L126 207H129V206L131 207V208L129 207V209L127 210V212H126L125 210H124V211H125V212H124V211L121 210V209H118L117 211L113 212L112 209L109 210V208L111 207V206L109 205L110 207H109V208L107 207L106 212H105V216L103 217V220H102V221H101V220H98V221L96 222L97 228H98V227H100V229L106 228L107 225L105 224V221H109V222H113V223L115 222L116 224H118V223H121V222H126V221H130V222H131V221H133V220L135 221L136 219L138 220V217L142 215V214H141V211H140L141 209H142L143 211L145 210V212H146V213H145V217H146L147 215L150 216V217H147L148 219L146 218V221L149 222V220L151 221V220H152L153 218H155L159 213H163V211L167 210V209H165L164 207L167 208V206L170 205V207L173 208V210H174V209L177 210L176 207L178 206V207H180V208H178L179 211L177 210V213L179 214V212H181L180 215H183V216H180V217L177 216V213H175V210L173 211V210L170 209V207H169V209L167 210V212H168V214H169V217H171L170 219H169V217L167 218V214H166V213H164V214H166V215L162 214V217H160L161 214L158 215L159 217H158V216L156 217L157 219L159 218V220H160V218H161L160 222L156 219V221L159 222V223L157 222L159 225H160L161 223H163V226L166 224V225L163 227V229H162V227H160V230L157 229V231H159V232H160V231H163L164 234H167V233H166L167 230L164 229L166 226H167L166 228H171V229H172V227H173V229H176L177 226H179V225L182 226V225L187 221V219H186L185 216H184V214L186 213V211L189 212V213H187V215L190 216V214H192V215L190 216V218H191V217H194L195 213H196V215H195L196 218H198V217H197V215H198V213H197V206H196L195 204H198L199 206H201V209L198 210L199 214H201L200 211L203 210L202 208L205 207V205H211V206H212V204H213V203H212V202H213L212 200L215 198V197L213 198V197L211 196V193H212V192H211L210 190H212V188H210V187H209V188H205V187H202V186L198 187L199 185H198V182H197V184H195L196 187H195L194 189H190V188H192V186H194L193 184L196 183V181H198V180L196 179V175H195V176H192V174H193V173H192V172H193L192 170L195 169V168L192 169V167L190 166L191 170H189V169H190V168H189V162L186 161V159H187L186 156H182L181 159H183V157H185V161H186V163H187L188 165H186V163L184 162V165H183L182 168H184V166L186 165V169H187V167H188L189 169H188V171H185V169H184V170H183V173H182V172H181L182 169H181V167H179V172H178L179 175H180V176H179L180 178H179V177H178V173H177V171H178L177 168H178V166H181V165L183 164V163H182L183 161L180 159L182 164L180 163V161H179V164H178V162L176 163V159H175L176 155H175V154H174V155H171V157H170V156L168 157V153L166 154L167 156L165 155V153H163L164 157H167V158H166L167 160L171 159L170 161H167V160L165 159L164 161H165L166 163H167V162H171V163H172V161L174 162V163H173L174 165L172 164V165H169V166H168L167 164H169V163H167V164L164 165L165 167H163V166H160L161 164H160V165L158 164L159 161H162V158H164L163 155H162V152L160 151L159 153H158V152L153 153L154 150H153V149L151 150V149L149 148V147H151V146H149V147H147L148 149H147L146 151H141V153H139L137 150H131V151H132V154H131V151L129 150V151H130L129 153H128V152H127V153H124L126 156H125V155L122 156V154H121V156H119L120 154H119V155L115 154V156L117 155V156H119V157H123L122 160L124 159V160L122 161L120 158L117 157V158L120 159V160L116 163V161L113 159V157H111V156H114V155H111V154H113L112 152H114V151H113L114 148H112V147H110V146H115V145H119V144H117L116 141H115L114 139L102 138V137H104V136H101V138H100L99 136H100V135H103V134H101V132H92V131H89ZM139 133H140V132H139ZM139 133H138V134H139ZM209 133H210V131H209ZM7 134H8V135H7ZM15 134L18 135V137H17ZM143 134H144V135H143ZM148 134H149V135H148ZM211 134H215V132H214V133H211ZM217 134H215V135H217ZM248 134H249V135H248ZM1 135H3V136H1ZM12 135H13V136H12ZM14 135H15V136H14ZM97 135H98V136H97ZM207 135H208V134H207ZM209 135H210V134H209ZM219 135H220V136H219ZM232 135H234V136H232ZM7 136H8V138H7ZM9 136H11V137H9ZM210 136H211V135H210ZM213 136H211V137L207 136V140H208V138H211V141H212V140L214 139V138H212ZM238 136H239V137H238ZM247 136H246V137H247ZM256 136H255V137H256ZM15 137H17V139H16ZM43 137H45V138H43ZM86 137H87V139H86ZM98 137H99V138H98ZM147 137H149V139H148ZM230 137H233V138H230ZM237 137H238L239 139H238ZM263 137H264V136H263ZM81 138H80V139H81ZM88 138H91L89 142H88V140H89ZM145 138H147V139L145 140ZM224 138H225V139H224ZM234 138H237L239 141H238V140H234ZM2 139H3V140L5 139V141H3ZM6 139H7L8 141H6ZM15 139L17 140V142H15V141H16ZM143 139H141V140H143ZM228 139H229V140H228ZM230 139H231L232 141H234V143H235V141H238V142H239V144H238V142H236L238 145L235 144L236 147L238 146V148H240V150L237 151V153L239 152V154H236V150H235L236 148L234 149V146H235V145H234V143H231L232 141H230ZM240 139L242 140V142L245 141V142H244L245 145H249V146H243V144H242V146L245 147V149H247L246 151H245V149H243L242 147H240V143H241ZM263 139H264V138H263ZM1 140H2V142H6V143L8 142V143H7L8 145H7L6 143H3V144H2V143H1ZM10 140H12V142H10ZM148 140H149L150 142H149ZM214 140H215V139H214ZM217 140H219V139H217ZM217 140H215V142H214L215 144L217 143V142H216ZM84 141H85V142H84ZM147 141H148V142H147ZM209 141H210V140H209ZM228 141H229V142H228ZM261 141H263V143H264V140H262V139L259 140L258 142L262 143ZM9 142H10V145H9ZM37 142H38V143H37ZM86 142H87V144H86ZM248 142H249V141H248ZM11 143H13L14 146H15V145H17V146H15V147H13V148L10 147L11 149H9V146H11ZM19 143H20V146H22L21 149H19V147H20V146L18 145ZM211 143H213V142H211ZM218 143H219V142H218ZM263 143L260 145V147L262 146L263 148L261 147L260 149H264V144H263ZM13 144H12V145H13ZM32 145H33V146H32ZM35 145H36L37 148H38V146H39L40 148H38V150H36V149H35ZM37 145H38V146H37ZM93 145H94L95 147H94ZM229 145H232V146L228 147ZM31 146L33 147V149H32ZM104 146H105V147H104ZM226 146H225V147L223 146V147L226 148ZM108 147H109V149L107 150ZM210 147H211V149L214 148V150L212 149L213 152L215 151V152H214V155H213V153L210 152V150H209ZM219 147H221L220 144H219ZM254 147H256V149H254ZM0 148H1V146H0ZM2 148H1V149H2ZM16 148H17V149H16ZM90 148H91V149H90ZM238 148H237V149H238ZM241 148L243 149L242 152L244 151V152H243V155H242V154L240 155V153H241ZM258 148H259V147H258ZM1 149H0V150H1ZM18 149H19V150H18ZM39 149H40V151H39ZM216 149H217V150H216ZM221 149H222V148H221ZM10 150H11V152H12V151L15 152V154H14V153L11 154ZM16 150H18V151H16ZM20 150H21V151H20ZM32 150H33V151H32ZM35 150H36V151H35ZM46 150H47V149H46ZM149 150H150V152H149ZM225 150H226V151H225ZM234 150H235V153H234ZM3 151H4V150L2 149V152H3ZM5 151H4V152H5ZM23 151H24V152H23ZM25 151L28 152V153H27L28 155H27L26 157H27L29 160H28L27 158H25V156H24L23 159H25V160L23 161V159H22L21 157L23 156V154H24V155L26 154ZM34 151L37 152V153H35ZM147 151H148V153H150V155L153 153L152 155H153L154 157H152V155L149 156V155L147 154ZM222 151H223V152H222ZM262 151H263V150H262ZM4 152H3V153H4ZM32 152H33L34 154H39V155H33ZM38 152H39V153H38ZM88 152H89L90 154H89ZM93 152H94V153H93ZM133 152H135V153H133ZM144 152H146V154L148 155V157L145 155L146 158H143V157H144V154L142 155V153H144ZM154 152H155V151H154ZM209 152H210V153H209ZM260 152H261V151H260ZM3 153H2V154H3ZM18 153H19V154H18ZM40 153H41L42 155H41ZM83 153H84V155H83ZM137 153H139V156H140V155H141V156H140V157L137 156V157H139V158L137 159V160H138V164L134 165L135 161H136V163H137V160L132 159V160H133L132 162H134V163H132L130 159H131V156H132V155H133V156H134L135 154L138 155ZM157 153H158V154L161 153V156H160V155H158V156H160V157H162V158L159 159L158 156L155 157V156L157 155ZM233 153L236 154L237 156L240 155L241 158H239V160H238V159H236V157H234V159H235V160H234V159L232 158L233 156H235ZM249 153H250L252 156H251ZM258 153H259V152H258ZM258 153H257V155H258ZM0 154H1V152H0ZM10 154H11L12 156L14 155L13 157H16V158H18L17 156H19V157L21 156V157L18 158L19 160L16 159V160H18V162H17V161H12L11 158H13V157H11ZM16 154H18V155H16ZM43 154H44V155H43ZM154 154H156V155H154ZM170 154H172V153L169 152V155H170ZM231 154H232V155H231ZM261 154H262V152H261ZM263 154H264V152H263ZM263 154H262V155H263ZM15 155H16V156H15ZM40 155H41V156H40ZM77 155H76V156H77ZM91 155H92V156H91ZM130 155H131V156H130ZM208 155H210V156H208ZM36 156L39 157L38 159H40V161L35 160ZM85 156H86V157L88 156L87 158L90 160V162H88V159H85ZM128 156H129L130 158H129ZM133 156H132V157H133ZM172 156H173V157H172ZM177 156H178V155H177ZM207 156H208V157H207ZM250 156H251V158L249 159L248 157H250ZM253 156H255V157H253ZM44 157H43V158H44ZM124 157H125V158H124ZM127 157H128V160L126 161ZM134 157H135V156H134ZM141 157L143 158V160H144V159H145V160L147 159V161H146L147 164H146V162L144 163L143 161H141V160H142ZM263 157H264V156H263ZM263 157H262V156L259 157V155H258L257 158H259V159H256V160H255V163H257L258 160H260V161L262 162V161L264 160ZM1 158H4V160H1ZM6 158H7V160H6ZM153 158H154V160H156V158H157V159H158V163H157V161H156V162H155V161H152ZM231 158H232V160H231ZM245 158H244V159H245ZM260 158H261L262 160H261ZM8 159H10L11 161H10V160L8 161ZM26 159H27L28 161H30V162H32V160H33V162H34V160L37 161V162H39V165H38V164H35V163H34V164L31 163L32 166L34 165L32 168H33V170L36 171V172H34V171L32 170V168H28V167L31 166V165L27 166L28 169L32 170V173H31V174H34V173L36 174V175L34 174V177H35V176H38V179H37V177H36V179H35V180H38V181H39V182L36 181L37 184L39 185V186L37 185V188H38V189L35 188V189H37L38 192H39L38 194H39L40 196H38V197H37L38 194H37V195H36L35 193L33 194V192H35V191H34V190H35L34 187H36V186L34 185V183H36V182L34 181V183H33V180H34L33 175H30L29 173L26 172L27 174H29V175L31 176V177L27 178L29 175L25 174V172H24V170L27 169L26 166H23V165L25 164V161L28 162ZM36 159H37V158H36ZM49 159H51V158L49 157ZM81 159H82V160L84 159V161H82ZM248 159L251 160V162H250ZM21 160H22V161H21ZM43 160H44V161H43ZM76 160H79V161H81L82 163L77 162ZM85 160H86V161H85ZM129 160H130L131 163H129ZM145 160H144V161H145ZM183 160H184V159H183ZM187 160H188V159H187ZM236 160H238L237 164H236ZM4 161H5V162H4ZM41 161H42V163L44 162L45 164H41V165H40V162H41ZM48 161L50 162V160H48ZM71 161H70V162H71ZM120 161H121V162H120ZM148 161H149V162H148ZM164 161H162V163H164ZM224 161H223V162H224ZM226 161H228V160H226ZM232 161H233V163H231ZM256 161H257V162H256ZM13 162L16 163V164H14V166H13ZM37 162H36V163H37ZM85 162H86V163H85ZM123 162H124V163H123ZM127 162H128V164L134 165V167L131 166V165H127V164H126ZM140 162H143V164L140 163ZM261 162H259L260 165H261ZM22 163H23V164H22ZM28 163H29V162H28ZM87 163H88L89 165H86ZM149 163H150V165H148ZM196 163H198V162H196ZM259 163H258V164H259ZM1 164H2V165H1ZM5 164H7L8 167H6ZM100 164H101V165H100ZM145 164L147 165L146 168L142 167V166H145ZM155 164H156V165H155ZM224 164L227 165V162H225ZM229 164H228V165H229ZM258 164H257V165H258ZM3 165H4V166H3ZM25 165H26V164H25ZM36 165H38V166L35 167ZM84 165H85V166H84ZM111 165H113V167H116V168H113ZM116 165H117V166H116ZM176 165H178V166L176 167ZM190 165H191V164H190ZM209 165H210V164H209ZM209 165H205V167L208 166L209 170H211V172L213 171V174H214V173H215V174H218V173L216 172L217 170L214 171V169H217L218 167H217V168H216V167L211 168V167H213V165L211 164L210 167H209ZM222 165H223V164H222ZM228 165L226 166V168H227V172L223 170V168L226 170L225 166H223V168H222V167L220 166V164H219V167H220L221 169L219 168L218 171L220 170V172L222 173L221 170H223V174H224V172H226V174H227V178L230 179L229 182H233V183L235 182L233 185H234V186H235V185H236V186H239V188L237 187V188H238V189L236 190V191H238V193H237L236 191H234V188H235L236 186H235V187L233 186L234 188L232 187V188H233V191H232V189L229 187V186H231V185H229L227 188H228L231 192H233L234 194H233V196L231 195L232 197H230L229 195H227L228 197H224V199H225V201H228V200H230V199H232V200H234V201L239 200V201L236 202L237 205L240 204V203L243 204V202H240L241 200H243V201H244V200L247 201V199H248L249 197H251L252 195H253V196H256V192H253V194H252V192H250V191H252V190H253V191H254V190H255V191L258 190V188L252 189L253 186H254V187H257V186L259 185V187L261 188V185L258 184L257 186H255V185L257 184V182H256L255 185H252V187H248V184H249V186H251V182H253V180L250 181V182H247L249 179H248V178H245L244 176H242V175H244V171H245V170H244L243 172H241L242 169H243V167H241V166H239V167L242 168V169L239 168L240 170H238V172H241V173H238L237 171H236V172H237V175H239V176L241 175L242 177L240 176V178H239V176H237V177L239 178V179L237 178V179H238L237 181H239L240 179L243 180V178H244L245 180H243V181H246L247 184H245V182H244L245 185L242 184L243 181H242L241 183H240V181H239V183L236 182V181H233V180H235V178H236V177H235L236 173H232L231 171H234V169H238V166H237V168H236V167L233 168V170L230 171V172H231V174H230V173L228 172V169H229V168H228ZM242 165L245 166V163L242 164ZM249 165H247L248 168H247L246 166H245L244 168H245L246 170L249 169ZM251 165H252V166H251ZM263 165H264V161H263L262 166H263ZM2 166H3V168H2ZM123 166H127L128 168H129V166H130V167L134 168V169L132 170V173H133V171L135 172V170H136L135 166H137V168H138L139 171L136 170V173H135V174H132V173H131L132 175H131V174L129 175L128 180H123L124 182H123L122 180H121L122 182L119 180V181H118V184H117V187H116V185H115L116 183H114L112 180H114V175H118L119 173L122 172L123 169H122L121 171H119V170H120L119 168H122ZM149 166H150V167H149ZM156 166H160L159 169L162 171V173L159 174L160 176H159V175H156V174L153 175L152 173H151L152 175L150 174V171L153 172L154 169H155V170L158 169ZM166 166H167V167H170V170H171L172 167H173V171H176V170H177V171L175 172V173H177L176 176H172V179L175 178V179H176V181L174 180L175 183H176V182H177V183L179 182V183H178L179 185H175V183H174L173 181H172V182L174 183L175 186H179V187H178L179 190H185V191H181L180 193H178V191L175 192L176 190H178V188H176L175 186H173V187L175 188L174 193H173L172 191H168V190H171V189H172V188H171V189H168V190H167V194H168V195H166V196H165V195L160 196V195H162V194L164 193L163 191H164V189H165V187H166L165 184H167V186L169 187V185H170L169 183H172V182H168V181H166V180H167V178L169 177V175H170V174L172 175V173H174V172L171 171V172H172V173H171L170 170H168ZM4 167H6V168H4ZM42 167H43V168H42ZM69 167H70V168H69ZM155 167H156V168H155ZM161 167H163V168H161ZM174 167H175V168H174ZM205 167H202L203 170H206V169H207V168L204 169ZM229 167H231V166L229 165ZM263 167H264V166H263ZM16 168H19V169H16ZM25 168H26V169H25ZM39 168H40V169H39ZM108 168H109V169H108ZM110 168H111V169H110ZM112 168H113V170H112ZM132 168H131V169H132ZM142 168H143V170L145 169V171H143ZM148 168H152V169H148ZM153 168H154V169H153ZM256 168H258V167H256ZM11 169H12V170H11ZM115 169H117V170L119 169V170H118L119 172H117V170H116V172H115ZM146 169L148 170V172H146V171H147ZM159 169H158V170H159ZM162 169H163V170H162ZM164 169H165V170H164ZM2 170H3V171H2ZM13 170H15V171L18 170V172H19L18 174H19V175H17V172H15V171H13ZM39 170H40V172H38ZM105 170H106V171H105ZM107 170H108V171H107ZM110 170H111L112 172L114 171L115 173H113V175H111L112 173H111ZM166 170H167V171H166ZM251 170L249 169V171H251ZM256 170H257V171H256ZM27 171H29V170H27ZM45 171H46L47 173H46ZM109 171H110V172H109ZM164 171H165V172H164ZM191 171H192V172H191ZM249 171H248V172H249ZM30 172H31V171H30ZM37 172H38V173H37ZM98 172H99L100 174H99ZM102 172H103V173H102ZM137 172H139V173H137ZM145 172H146V173H145ZM167 172L170 173V174H169V175L165 174V173H167ZM187 172H189V173L191 172L192 174L190 173V176H189V173H188V176H189V177H187V176L185 177V175H187ZM207 172H210V171H207ZM234 172H235V171H234ZM248 172H247V173L245 172V173L247 174V176L245 175L246 177H249L248 175H249V173H251V172H249V173H248ZM13 173H14L15 175H14ZM39 173H40V174H39ZM43 173H45V176H44L45 178L43 177V175H44ZM101 173H102V174H101ZM181 173H182V174L185 173V175L183 176V178L181 177V176H182ZM228 173L230 174L229 176H228ZM252 173H253V175L255 174L254 171H253ZM252 173L250 174V176L252 175ZM257 173H256V174H257ZM261 173H263V172H261ZM261 173H260V174H257V176L259 175V177H262V178H259V177H258V178H259L258 180L261 179L260 181H262V183H263V184H262V183H261V184L264 185V182H263V180H264V176H262V175H264V174L261 175ZM10 174H11V176L14 175V177H9ZM12 174H13V175H12ZM38 174H39V175H38ZM42 174H43V175H42ZM49 174H50V175H49ZM105 174H106V175H105ZM162 174H163V175H162ZM226 174H224V175H226ZM25 175H26L27 177H25ZM40 175H41V176H40ZM46 175H49L50 177H49V176H46ZM80 175H81V176H80ZM107 175H108V176H107ZM110 175H111V177L113 176V178H111V179L108 178V177H110ZM147 175H150V176H152V177H150V176L147 177ZM161 175H162V176H161ZM165 175H166V176H165ZM224 175H223V176H224ZM232 175L234 176V177H233L234 179L232 178ZM17 176H18V177H17ZM100 176L102 177V179H100V178H101ZM191 176H192L194 179H196L194 182H193L194 179H193ZM216 176H217V175H216ZM220 176H222V174H221ZM257 176H256V177H257ZM4 177H5V178H4ZM40 177H41L42 179H41ZM47 177H48V178H47ZM141 177H142V178H141ZM144 177H146V178H145L146 180L144 179ZM153 177H154V178H153ZM217 177H218V176H217ZM229 177H231V178H229ZM251 177H252V176H251ZM254 177H255V176H254ZM254 177H253V179L255 180L256 178H254ZM1 178H2V179H1ZM9 178H11V179H9ZM25 178H26V180L32 179L31 181H32V184H33V185H31V182H30V181L28 182V185H27V184L25 185V183H26ZM43 178L45 179V182L43 181V180H44ZM103 178H104L105 180H107V181L103 182V181H102ZM136 178H137V179H136ZM148 178H149V179H148ZM162 178H163V179L166 178V180H162ZM190 178L193 179V180H190L193 184L189 181ZM249 178H250V177H249ZM15 179H16L18 182H17ZM23 179H24V180H23ZM40 179H41V180H40ZM46 179H47V182H46ZM89 179H90L91 181H90ZM108 179H110V181H112V183H111L112 186L109 188V190L106 189L107 192H106V190H105V191H102V188H100V186H98V189H97V185H98L99 183H103V184H104V183H106V182L109 181ZM130 179H131V180H130ZM158 179H159V180H158ZM169 179H170V181L172 180V179H171V176H170ZM169 179H168V180H169ZM177 179H178V180H177ZM179 179H180V180H179ZM186 179H187V180H186ZM232 179H233V180H232ZM251 179H252V178H250V180H251ZM6 180H7V181H6ZM9 180H10V181H9ZM70 180H71V179H70ZM157 180H158V181H157ZM185 180H186V181H185ZM258 180H257V181H258ZM14 181H15V183H14ZM23 181H24V182H23ZM71 181H72V180H71ZM100 181H101V182H100ZM110 181H109V182H110ZM149 181H150V182H149ZM155 181L158 182V185H159V183L161 182V184L158 186V187L162 188L161 190H160L158 187L156 188V186H157V182H155ZM164 181H165V183H164ZM255 181H256V180H255ZM255 181H254V182H255ZM3 182H5V183H7V184H4V185H3ZM130 182H131V183H130ZM137 182H138V183H137ZM147 182H148V184H147ZM181 182H182V183H181ZM186 182H187V183H186ZM189 182H190V184H191V187H189L190 185L187 186V185L189 184ZM13 183H14L15 185H14ZM17 183H21V184H20L21 186H19V184H17ZM29 183H30V184H29ZM50 183H51V184H50ZM90 183H91V184H90ZM122 183H123V184H122ZM173 183H172V184H173ZM236 183H237V184H236ZM259 183H260V182H259ZM16 184H17L18 186H17ZM95 184H97V185H95ZM107 184H108V183H107ZM126 184H127V185H126ZM144 184L146 185V187L144 186ZM154 184H155V185H154ZM162 184L164 185V189H163V185H162ZM168 184H169V185H168ZM186 184H187V185H186ZM231 184H232V183H231ZM238 184H239V185H238ZM252 184H253V183H252ZM10 185H11V187H10ZM12 185H14V186H16V187L13 188ZM22 185H23V186H22ZM29 185H30L31 187H30ZM40 185H41V186H40ZM42 185H43L44 187H42ZM118 185H119V186H118ZM140 185H141V186H140ZM147 185H148V186H147ZM185 185H186L187 187H186ZM197 185H198V186H197ZM240 185L244 186V188L241 189L242 186H240ZM2 186H4V187H2ZM6 186H7L8 188H6ZM33 186H34V187H33ZM92 186H93L94 188H92ZM149 186H151V188H150ZM153 186H154V188H153ZM182 186H184L185 188H183ZM17 187L20 188V189H18ZM28 187H29V188H28ZM95 187H96V188H95ZM141 187H142V188H141ZM170 187H171V186H170ZM180 187H181L182 189H181ZM197 187H198L199 189H198ZM263 187H264V186H263ZM263 187H262V188H263ZM2 188H3V189L6 188L7 191H8V190H10V191L7 192V193H5L6 191H2V190H3ZM45 188H46V190H45L46 192L43 191ZM122 188H123V189H122ZM143 188H144V190H143ZM149 188H150V189L153 188V189L149 191ZM201 188H202V191L200 190ZM203 188H204L206 191H207V189H209V190L206 192V191L203 190ZM249 188H251V190H250ZM262 188H261V189H262ZM23 189H25V190H23ZM41 189H42V191H41ZM93 189H94V190H93ZM140 189H142V190H140ZM157 189L160 190V191H158ZM166 189H167V188H166ZM186 189H187V190H186ZM245 189H246L247 191H246ZM18 190H19V191L21 190V191H23V192L26 191V192H25V193L21 192L22 195H20V192H19ZM37 190H36V191H37ZM103 190H104V189H103ZM123 190H124V191H123ZM154 190H156V191H154ZM162 190H163V191H162ZM172 190H173V189H172ZM197 190H198V191H197ZM199 190H200V191H199ZM249 190H250V191H249ZM259 190H260V189H259ZM263 190H264V189H263ZM27 191H28V192H27ZM29 191H31V192H29ZM90 191H91V190H90ZM101 191H102V192H101ZM137 191H138V192H137ZM141 191H142V193H141ZM146 191H147V193H146ZM151 191H154V192H151ZM165 191H166V190H165ZM186 191H187V192H186ZM191 191H192V192H191ZM230 191H229V192H230ZM248 191L251 193V196H250V194H248V193H249ZM261 191H262V190H260V192H261ZM40 192H41V193H40ZM124 192H125V193H124ZM133 192H135V193H133ZM150 192H151V193H150ZM155 192H156V193H155ZM158 192H159L160 194H159ZM161 192H163V193L161 194ZM171 192H172V193H171ZM193 192H196L195 195H193V194H194ZM198 192H200V195H199ZM240 192L243 194V196H242V194H241ZM258 192H259V191H258ZM258 192H257V195H258V196H256V197L260 198L259 201H261V200H263L261 197L264 196V193H262V194L259 195ZM2 193H3V196H2ZM26 193H28V194H26ZM29 193H31V194L29 195ZM43 193H44V194H43ZM94 193H95V192H94ZM100 193H101V196H102V194H103L102 197L99 195ZM104 193H105V194H104ZM120 193H121V195H120ZM140 193H141V194H140ZM145 193H146V194H145ZM148 193H150V194H148ZM157 193H158V194H157ZM176 193H177L178 195L184 193V194H185L184 196H187V197H189V196L193 193L191 196L194 197V199L192 198L194 201H191V198H190V197H189L190 200H189V198L186 197L187 201H186L185 199L182 198L185 202H183V201L181 200L182 202L179 204L180 206L177 205V206L174 208L173 206H174L175 202H176V201L179 202V199H181V197L178 196ZM202 193H205V194H202ZM207 193H208V194H207ZM209 193H210V194H209ZM244 193H245V195H244ZM246 193H247L248 195H247ZM6 194H7V195H6ZM32 194H33V195H32ZM124 194H125V195H124ZM174 194H176L177 197H178V198H177L176 195L173 197V198L176 197V198L178 199V200H176V201H175V199H173L171 196L169 197V195H172V196H173ZM230 194H231V193H230ZM237 194H238V195H237ZM19 195H20V196H19ZM23 195H25V198H22V197H21V196H23ZM35 195H36V196H35ZM43 195H44V196H43ZM131 195H132V196H131ZM151 195H153V196H151ZM154 195H155V196H154ZM156 195H157V196H156ZM188 195H189V196H188ZM198 195L201 197V201L198 200V197H199ZM201 195H202V196H201ZM234 195H237L238 197H237V196H234ZM240 195H241V197H240ZM246 195H247V196H246ZM261 195H263V196H261ZM26 196H27L28 198H30L31 196H33V197L30 198V199H31V201H30V199L28 200ZM29 196H30V197H29ZM104 196H105V197H104ZM120 196H121V197H120ZM125 196H126V197H125ZM164 196H165V197L168 196V198H172V199H166V200H165V198H163ZM181 196L183 197V195H181ZM196 196H197L198 203H195V202H197V201L195 200V199H196V198H195ZM210 196H211L213 199L210 198ZM260 196H261V197H260ZM20 197H21V198H20ZM40 197H42V198L40 199ZM91 197H92V196H91ZM103 197L106 198V200H104ZM146 197L148 198L149 201L147 200ZM154 197H155V199H154ZM202 197H205V198H203V200L206 199V198H208V200L210 201V199H212V200H211V203L206 202L207 200L204 201V203H203ZM243 197H244V198H243ZM246 197H248V198H246ZM38 198H39V199H38ZM101 198H102L103 200H101ZM145 198H146V199H145ZM162 198H163V200H165V202H167V203L169 202L168 204H166L167 206L165 205V203H164L165 206H163V203H162V201H161ZM237 198H238V199H237ZM2 199H3V200H2ZM26 199H27V200H26ZM34 199H38L37 202H35ZM95 199H96V200H95ZM144 199H145V200H144ZM222 199H223V198H222ZM224 199L222 200V203H224V208H225V207L227 206V203H228L229 201H228L227 203H225V202H224ZM240 199H241V200H240ZM33 200H34V201H33ZM39 200H40V201H39ZM141 200H142V201H141ZM143 200H144L145 202H144ZM146 200H147V201H146ZM150 200H151V201H150ZM214 200H215V199H214ZM232 200H231V201H232ZM29 201H30V202H29ZM98 201H99V202H98ZM102 201H103V202H102ZM131 201H132V203H131ZM140 201H141L142 203H140ZM160 201H161V202H160ZM28 202H29V203H28ZM31 202H32V203H31ZM96 202H97V204H96ZM146 202H147V203H146ZM156 202H157V203H156ZM158 202H160V203H158ZM170 202H173V203L170 204ZM190 202H194V203H191V204H190ZM199 202H200L201 204H199ZM232 202H233V201H232ZM232 202H230V203H232ZM37 203H38V204H37ZM42 203H44V204H42ZM99 203H100V207H99V205H98ZM101 203H102V204H101ZM129 203H130V204H129ZM134 203H135V204H134ZM136 203H137V204H136ZM145 203H146V204H145ZM202 203H203V204H202ZM220 203H221V202H220ZM222 203H221V204H222ZM233 203H234V202H233ZM233 203H232V204H233ZM236 203H234V204L236 205ZM260 203H261V202H260ZM260 203H258V205H261ZM3 204H4V205H3ZM23 204H24V202H23ZM26 204H27V205H26ZM49 204H51V203H49ZM176 204H178V203H176ZM263 204H264V201H263ZM7 205H8V207H5V206H7ZM11 205H12V206H11ZM52 205H53V203L51 204V206H52ZM114 205H115V204H114ZM128 205H129V206H128ZM138 205L141 206V207H138ZM154 205H155V206H154ZM171 205H173V206H171ZM194 205H195V208H196V209L194 208ZM218 205H219V202H218ZM218 205H217V201H216V204L214 203V206H215L216 210H215V208L213 207V208H214V210H213L214 212H216V211L219 212V209H220V206H221V205H220V206H218ZM225 205H226V206H225ZM48 206H49V205H48ZM115 206H116V205H115ZM134 206H136V207H134ZM150 206H151V207H150ZM228 206H229V205H228ZM228 206H227V207H228ZM261 206H262V205H261ZM261 206H260V207H261ZM4 207L7 208V209H4V212H3V208H4ZM10 207H11V209H10ZM21 207H22V208H21ZM41 207H40V208H41ZM44 207H42V208H44ZM149 207H150L151 209H149ZM156 207H157V208L159 207V208L161 209V211L159 210V208H158L159 211L156 210V209H157ZM181 207H182V208H181ZM209 207H210V206H208V208H206V211H207V209H208L209 212H210V211L212 212V209H210ZM218 207H219V208H218ZM221 207H222V206H221ZM227 207L225 208V209H227V213H225L226 211L224 212L225 209L222 207V209H224V210L222 211V212H223V217H224V215H230V216H231V214L234 212V211H232V212L230 213V211H229L230 209L227 208ZM229 207L231 208V205H230ZM232 207H233V205H232ZM262 207H263V208H262ZM262 207H261L260 209H261V211L264 213V205H263ZM8 208H9V209H8ZM111 208H112V207H111ZM132 208H133L134 210H133ZM143 208H144V209H143ZM154 208H156V209L154 210ZM135 209H136V210H135ZM139 209H140V210H139ZM148 209H149V210H148ZM198 209H199V208H198ZM222 209H221V210H222ZM260 209H259V211H260ZM262 209H263V210H262ZM5 210H6V211H5ZM137 210L140 211V214H141V215H140V214L138 215L139 212H138ZM153 210H154V211H153ZM169 210H170V211H169ZM171 210H172L173 212H171ZM182 210H183L184 212H183ZM185 210H186V211H185ZM204 210H205V208H204ZM204 210H203L202 212L205 214V216H204L203 213H202V215H203V217L201 216L202 219H203V218H204V220L207 219V218L209 219V216H210L209 214H211V213L206 212V211H204ZM221 210H220V211H221ZM231 210H232V209H231ZM12 211H11V212H12ZM128 211H130V212H128ZM131 211H133L134 213L131 212ZM147 211H148V212H147ZM152 211H153V212H152ZM155 211H156V212H155ZM228 211H229V212H228ZM261 211H260V212H261ZM2 212H3V213H2ZM24 212H25V211H24ZM165 212H166V211H165ZM169 212H171V213H169ZM182 212H183L184 214H183ZM192 212H193L194 214H193ZM214 212H213V213H214ZM218 212H216V213H218ZM260 212H259V213H260ZM9 213H8V214H9ZM108 213H109V214H108ZM130 213H133V214L138 215V216H136L135 218L131 219V218L129 217V216H130ZM136 213H137V214H136ZM142 213H143V212H142ZM153 213H154V216L156 215L155 213H157V215L154 217V216L152 215ZM216 213H214L215 215H214V214H211V219L214 218L213 215H214L215 217L218 215L216 218L219 217V214L222 215L220 212H219L217 215H216ZM229 213H230V214H229ZM257 213H258V212H257ZM257 213H256V211L253 212V214H257ZM1 214H0V215H1ZM14 214H15V215H14ZM133 214H131V215H133ZM175 214H176V215H175ZM206 214H207V215H206ZM82 215H83V217L86 218V219H88V218L93 219V217H95V216L90 212V207H88V206H86V205L82 206ZM143 215H144V214H143ZM143 215H142L141 218L144 217ZM163 215H164L165 219L167 218L166 220H167L168 222H167V221L164 222V219H163L164 217H163ZM174 215H175V216H174ZM187 215H186V217L189 218V216H187ZM124 216H126L125 219H124ZM198 216H199V215H198ZM2 217H3V216L0 217V218H1L0 222L4 221ZM11 217H12V218H11ZM107 217H108V218L110 217V218H109L110 220H109ZM111 217H112V218H111ZM145 217L143 218V220L145 219ZM183 217H184V218H183ZM206 217H207V218H206ZM227 217H228V216H225L223 219H227ZM190 218H189V219H190ZM196 218H193V219H196ZM199 218H200V216H199ZM199 218H198V220H199ZM219 218H221V217H219ZM9 219H8V220H9ZM21 219H22V221H25V220H26V218H24L23 216H22ZM23 219H24V220H23ZM104 219H105V220H104ZM114 219H115V220H114ZM168 219H169V220H168ZM176 219H177V220L179 219L180 221H182V224L180 223V221L177 222ZM191 219H192V218H191ZM202 219H200L201 224H202ZM208 219H207V220H208ZM211 219H209V220H211ZM112 220H113V221H112ZM137 220H136V222L140 221V220H138V221H137ZM162 220H163V221H162ZM170 220H171L172 222H171ZM174 220H175V221H174ZM196 220H197V219H196ZM209 220H208V221H209ZM263 220H264V219H263ZM263 220H262V223H261V224L259 223V225H260L261 227L264 226V224H263V223H264ZM141 221H142V220H141ZM144 221H145V220H144ZM146 221H145V222H146ZM142 222H143V221H142ZM166 222H167V223H166ZM170 222L172 223V225H171ZM176 222H177V223H176ZM183 222H184V223H183ZM205 222H207V221L205 220ZM260 222H261V221H260ZM138 223H139V222H138ZM174 223H175V224H174ZM203 223H204V222H203ZM168 224H169L170 226H172V227L168 226ZM173 224H174L175 226H174ZM178 224H179V225H178ZM99 225H100V226H99ZM160 226H161V225H160ZM174 227H175V228H174ZM158 228H159V227H158ZM118 229H119V230H123V228L120 229V226H119ZM161 229H162V230H161ZM171 229H170V230H171ZM176 230H177V229H176ZM176 230L174 231V233H176ZM165 231H166V232H165ZM168 233H170L169 230H168ZM171 233H172V232H171ZM174 233H173V234H174ZM235 233H236V232H235ZM235 233H234V232L230 233L229 236H227V239H226V243L230 242V243H228V244H229V246H231L232 248H233V245H232V244H233V243H236V244H237V241H238V239H239V234H236V235H235ZM233 234H234L235 236H234ZM231 235H233V237H232ZM230 236H231V237H230ZM228 237H229V239H228ZM237 237H238V238H237ZM232 240H233V241H232ZM227 241H228V242H227ZM238 242H239V241H238ZM236 244H235V246H234V247H236V248L241 246L240 243H238L239 246H237ZM244 246H245V245H244ZM241 247H242V246H241ZM241 247H240V249L237 248V251H238V250H242ZM245 248H246V246H245ZM233 251H234V250H233ZM189 252H190V251H189ZM238 252H239V251H238ZM188 254H191V253H188ZM247 263H248V262H246L245 264H247ZM250 263H251V262H250Z\"/></svg>",
	"mask_w": 264,
	"mask_h": 264
}]
</instances>
